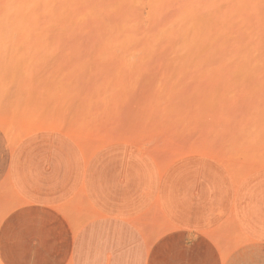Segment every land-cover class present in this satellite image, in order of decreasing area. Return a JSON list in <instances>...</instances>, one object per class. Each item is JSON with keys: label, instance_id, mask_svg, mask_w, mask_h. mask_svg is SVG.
<instances>
[{"label": "rangeland", "instance_id": "rangeland-1", "mask_svg": "<svg viewBox=\"0 0 264 264\" xmlns=\"http://www.w3.org/2000/svg\"><path fill=\"white\" fill-rule=\"evenodd\" d=\"M0 33L2 35L3 33L5 34V33H8V32H0ZM4 34H3V36L0 35L1 36L0 37V44L2 43V46L0 45V53H1L0 54V62H1L0 63V66H1L0 67V86H2V87H0V145L6 144V145H8L10 147H13L15 145V144L13 145L14 141H17L16 144H18V142H20V140L22 139V137L24 138L26 136H31L32 134H35V133H39V134L40 133H49V134H53L54 133V135L56 133L57 136L56 135L53 136L52 139H54V140L56 138L59 139V142H57L58 143V146L57 147H54L55 145H57V143L54 144V142H56V141H54L53 143L51 142L52 145L54 144V146L51 145L53 150L50 149V151H52V152L55 151L54 152L55 153L54 156L55 157H58V158H56L57 161H56L55 158H53V154L54 153H52V152H51L52 156L50 155V157H51L50 159L53 161L52 163H51V160L48 161L47 159H45V157H44L43 160L46 161V162H50L51 167H53V166H55L57 164L56 165V170H57V166H58L57 174L60 172L59 169H61V168L63 170L65 168L68 169V170H71L69 168L73 164L71 166L73 168L72 171H73V173H75L78 176V172H74V168H76L75 169L76 171L78 170L77 169L78 162H76L77 160H75L78 157L76 158V156L74 154V151L73 150L72 151L67 150V152H65V151L64 152H60L61 150L63 151V150H66V149L69 148V146H67L68 148H66V145L62 143L64 140L65 141H69L71 143L74 142L80 148V150L84 153V155L86 156V158L89 161V162L86 161V166L87 167L90 165L89 163H91V165H92V163H95L94 165H92V166H95V167H93V172H97L94 168H96V164L98 165L100 163H102V165L105 164V165H103V167L104 166L107 167L109 165V167H110L111 170L114 168L113 169L114 170L113 172L110 169H108V167L106 168V171H107L108 175H110L111 172H112L111 175L113 176V179H112V177L110 175L111 180H109V179L107 180V177L109 178V176L106 175V180L107 181H112L113 180L116 183V181L122 179L120 181L121 183H119V181H118L117 182L118 184L116 183L115 185L118 186L120 184V185H122L121 187H123V189L124 188L125 189L127 188L129 190H127V189L126 190L125 189L122 190L121 188H119L120 185L118 187H116V186L114 187V184H109L108 185L107 183H114V182L113 181L112 182H107L105 180V178L103 179V180H105L103 183L105 184V182H107L106 183L107 184V188L108 189H111V192H112V190H114V192H112V193L117 196L116 199L118 198L117 201H116V203L118 202L119 199H122L125 202L126 201L125 198H127V193H129V194L132 193L130 195L128 194L129 195L128 196L129 197V200L127 198L128 201H126V204L122 200H120L118 202L120 205H121V203L123 204V205H121V207L118 204H116V203L115 204H116V207H117V205H118V208L119 207L122 208L124 206L125 209L128 207V204H129V206L131 205L130 208L133 207V210L129 208L130 210H132V211H135L136 210V212H138L139 215L136 214L135 216L140 221L139 223L141 224V226L139 227L135 223H133V224L138 227V229L140 230L141 234L144 236V238L146 239V241H147V238H150L151 239L150 240V244L149 243L148 244L151 246V258L154 261L153 264H264V247L263 246L256 245V244L246 243V242H262V241H259V240H257V239L254 238V240H249V241H245V242L242 241L239 245H237V243H239L238 240L239 239L241 240V237L242 238L245 237V234H249L248 236H250L251 235L250 233L254 234L255 233V230L258 231V228H256V227H258V225H259L258 218H254V219H257L256 221H258V222H253L254 219H252L251 217L250 218H244L243 217V214H241V213L243 212L244 215H245V213L247 211H249V210L251 211V208L252 207H250V206H253L254 203H256L255 201H257V203H258L259 200L261 201L260 202L262 204L261 206H263V209H264V204L262 202V199L264 201V146H263L264 145V142H263L264 141V87H263L264 84L263 83H256V84H254L255 87L254 86L252 87L251 85L253 83H250V85H247V83H245V82L243 83V81L241 79H239L240 80V82H239L238 79L235 78V80L237 81L236 82V81H234L233 77H229L230 75H227L226 74L227 77L226 76H225L226 78L223 77L225 74H223L222 71H218L217 68H208L207 69V67L206 68L205 67H201V68L200 67H197V68L194 69V67H184V66L182 67V66L178 65L174 61H173L174 64H172L173 62H171L172 60L169 58V57H172V55L170 53L162 52V51H158V52H147L146 54H145V52L144 53L143 52H134V53H132L133 51H126V52H124V51H117L119 54H116L117 52H116L115 49H113L112 52H110L111 50L109 48H108V50L105 49V48H103V50H102V44H101V42L100 41H97L98 39L96 40L95 39L96 37L95 38L93 37L94 35L93 36L92 35H88V34L77 35L76 37L80 40V41H77L75 39L76 38L75 36H73V37L71 36L72 38L70 37L71 39H68L69 38V35H68V38L65 37L66 35H60V36L59 35H55V37H54V35H52V34L51 35H48L49 38L46 37L45 35L40 36L41 37L40 38L39 35H35V34L32 35V36L31 35L28 36L27 34H26V36H25V34L24 35L23 34L17 35L16 33H12L11 35H10V33H8L9 35L8 34L7 35L6 34L4 35ZM43 36H45L47 38V40H46L45 37H44V39L46 41L43 39ZM64 37H65V39H64ZM59 38H61V40H62V41L60 40L61 43L59 41L57 42V40H59ZM41 39H43V41H45L44 42V45H42L43 42L41 41ZM73 39L76 40V41H74ZM55 40H56L57 43L55 42ZM24 41H27V42L24 43ZM47 41L49 42L48 43L49 44V47L46 44ZM71 41H73V42H71ZM30 42H31V44H30ZM69 43H71V44H69ZM74 43H76L77 45H75ZM38 45H39V47H38ZM21 46H23V48ZM24 46L26 48H24ZM28 46L29 47L31 46L30 49H29ZM46 47H48V48H46ZM15 48H17L18 50L15 49ZM27 48H28V51L30 50L29 52L27 51ZM54 48L55 49L57 48V49L54 50ZM77 48H78V50H80L79 51L80 53L77 52ZM31 49L34 52L35 51L36 52L34 53ZM65 49H67V50H65ZM73 49H75V50H73ZM38 50H39V53H38ZM96 50H98V51H96ZM24 51H26V53ZM108 51H109V53H107ZM20 52H22V53H20ZM120 52L122 53L123 56L121 55ZM123 52L125 54H123ZM129 52H131V53H129ZM5 53H6V55H4ZM74 53H76V55L78 54L76 56V58H75ZM135 53H137L138 56ZM140 53H141V55H140ZM154 53H155V55H154ZM7 54H9V55H7ZM93 54H95V55H93ZM113 54L116 55V56H114ZM80 55H81V57H80ZM88 55L90 56L89 59H88V57H89ZM127 55H128V57L126 58ZM52 56H53L54 59L55 58L56 59L55 60L54 59H51ZM85 56H87V57H85ZM119 56H120L121 59L119 58ZM146 56L147 57H151L152 56V57L150 59H148V58H146ZM27 58H29V59H27ZM70 58H72V59H70ZM124 58L126 60H124ZM141 58L143 60H141ZM4 59H5V61L6 60L7 61L5 62ZM35 59H36V61H35ZM47 59H48V61H47ZM26 60H28V61H26ZM44 60H46V61H44ZM155 60H156V62H155ZM33 61H35V63ZM61 62H62V64H61ZM114 62H115V64H114ZM117 62H118V64H117ZM141 62L142 63L144 62V63L141 64ZM19 63H21V65ZM23 63H25V64H23ZM66 63H67V65H66ZM168 63H170V64L167 65ZM18 64L20 66H22V67H20ZM28 64H29L30 68H29ZM55 64H56V66H55ZM113 64H114V66H113ZM161 64H162V67H160ZM35 65H36V67H35ZM46 65H47V67H45ZM49 65L52 66V67H50ZM92 65L93 66L95 65L94 68H96V69L92 68L93 67ZM84 66H85V68H83ZM109 66H110V70L108 68ZM55 67L56 68L58 67V68L56 69ZM119 67H120V69H119ZM154 67H155V69H154ZM180 67H182V68H180ZM18 68H20V70ZM22 68L24 70H22ZM41 68H42V70H41ZM77 68H79V71H78ZM111 68H113V69H111ZM121 68H122V70H121ZM175 68H177V69H175ZM39 69H40V71H39ZM114 69H115V71H114ZM178 69H180V71ZM11 70L13 71L12 73H11ZM34 70H36V71L34 72ZM84 70H86V71L88 70L87 73H86V71L84 72ZM167 70L168 71L171 70L170 73ZM184 70H186V72H188V73H186ZM42 71H45V74ZM123 71H124V73H123ZM191 71H194V72H191ZM200 71H202V72H200ZM80 72L82 73V75H81ZM135 72H137V73H135ZM180 72H181V74H180ZM197 72H198V74L199 73H202V74H205V75L199 74L200 75L199 76L197 74ZM54 73L55 74L58 73V74L54 75ZM155 73H156V75H155ZM194 73H195V76H194ZM113 74H114V76H113ZM131 74H133V75H131ZM137 74H138V76H137ZM190 74H191V76H190ZM210 74H212V75H210ZM214 74H216V75L220 74V75H218L219 76L218 77V76H216ZM51 75H52V77H51ZM129 75L132 76L133 79H130V76ZM134 75H136V78H135ZM159 75H160V77H159ZM127 76H129L128 79L125 78ZM214 76H216L217 78H215ZM56 77H57V79H55ZM140 77H142V78L140 79ZM222 77H223V79H227L229 77L230 78L229 80H231V79H233V80H231L232 82L231 81H227L228 79L227 80H223ZM9 78H10V80H9ZM32 78H34V79H32ZM94 78L96 80L97 79L98 80L95 81ZM156 78H157V80H156ZM170 78H173L174 81L171 80ZM177 78H179V80ZM208 78H209V80H208ZM210 78H212V79L210 80ZM1 79H2V81H1ZM31 79H32V81H31ZM42 79H44V80L42 81ZM124 79L126 81H124ZM204 79H205V81H204ZM214 79H216V80H214ZM217 79H219V80H217ZM5 80H7V81H5ZM58 81H59V83H58ZM70 81H71V83H70ZM112 81L115 82L114 83L115 86L113 85V82ZM13 82H15V83H13ZM199 82H201L203 84V86L205 85L206 88H203L201 86L202 84L201 83L199 84ZM183 83H185V84L183 85ZM13 84H14V86H13ZM16 85H18V86H16ZM169 85H171V86H169ZM188 85H189V87L187 88ZM223 85L225 86V88H224ZM7 87H9V88H7ZM31 87H32V89H31ZM58 87H59V89H58ZM109 87L112 88V89L110 88L111 90H109V92L110 91L113 92V90H115V91L113 93L112 92L109 93L107 91V89ZM113 87H116V88H113ZM153 87H154V89H153ZM190 87H192V88H190ZM249 87H250V89H249ZM118 88L121 89V90H118ZM157 88L160 89V90H157ZM166 88H168L169 90L167 91ZM197 88H198V92H197ZM253 88L255 90H253ZM9 89H10V91H9ZM209 89H211L212 91L209 90ZM14 90H15V92H14ZM17 90H18V94H17ZM22 90L25 91V92H23ZM105 90L107 91V93H105L106 92ZM116 90H117V92H116ZM126 90H128V91H126ZM145 90H147V92H145ZM258 90L260 91V93H259ZM7 91H9V92L7 93ZM103 91H105V92H103ZM206 91H208L209 93L206 92ZM219 91L221 93H223L224 95L221 94ZM38 92H39V94H37ZM44 92L46 93V95H45ZM50 92H52V93H50ZM83 92H85V93H83ZM138 92H140V93H138ZM179 92H182V93H179ZM212 92H214V93H212ZM215 92H217V93H215ZM56 93H59V95L56 94ZM101 93L104 96H101ZM134 93H135V95H134ZM142 93H146V94H142ZM111 94L113 96H111ZM151 94H152V97L150 96ZM154 94H155V96H154ZM167 94H168V96H167ZM215 94L217 96L218 95L219 96L217 97ZM220 94L223 95V96H225V97H223V99H219V98L222 97ZM233 94H234V96H233ZM17 95H18V97H17ZM48 95H51V96H48ZM63 95H64V98H63ZM98 95H99V97H98ZM107 95H110V96H107ZM116 95L118 96V98H117ZM121 95H123V96H121ZM126 95H128V96H126ZM84 96H86V97H84ZM89 96H91V97H89ZM215 96L217 97L216 99H214ZM228 96L231 97V98H229ZM35 97H37V98H35ZM52 97H54V98L52 99ZM109 97H111V99ZM202 97H204L203 98L204 100L201 99ZM67 98H68V100H67ZM108 98H109V100H108ZM116 98L119 99V100H117ZM120 98H122V99H120ZM155 98L157 99V101H156ZM61 99H63V100H61ZM98 99H100V102L97 101ZM134 99H137V100H134ZM171 99H172V102H171ZM217 99H218V101H217ZM235 99H236L237 102L234 101ZM65 100H67V101H65ZM83 100L84 101L86 100V101L84 102ZM104 100H105L106 104H109V103L110 104L108 106L107 105L105 106ZM106 100H108V101H106ZM111 100H114V101L112 102ZM160 100H161V102H160ZM239 100L241 102H239ZM245 100L247 101V103H246ZM68 101L71 102V103H69ZM101 101L103 102L102 104H101ZM206 101H208V103ZM209 101H211V102H209ZM215 101H217V102H215ZM13 102H14V104H13ZM107 102H109V103H107ZM123 102H125L126 104L123 103ZM145 102L148 103V105L147 104L145 105ZM157 102H159V103H157ZM204 102H206V103H204ZM238 102H239L240 106L238 105ZM248 102H249V104H248ZM99 103H100V105L102 107L101 106H98ZM116 103H118V104H116ZM195 103H198V104H195ZM60 104H62V105H60ZM138 104H139V106L142 105V107H139ZM175 104H177V105H175ZM228 104H229V106L227 107ZM241 104H242V106H241ZM126 105H128V107ZM131 105H133V106H131ZM143 105L146 106V107H144ZM193 105H194V108H193ZM8 106H10V107H8ZM66 106L68 107V109H67ZM212 106L215 107V108H213ZM225 106H226V108H225ZM106 107H107V109H106ZM108 107H110L111 109L108 108ZM121 107H124V108H121ZM241 107H244V109L241 108ZM246 107H248V108H246ZM99 108L101 110H99ZM159 108H160V110H159ZM163 108L165 110H163ZM211 108H212V110H211ZM227 108L228 109L230 108L229 109L230 111ZM14 109H16V110H14ZM65 109H67V110H65ZM93 109H94V111H93ZM105 109H106L107 112H105ZM117 109H118V112L120 114L117 113ZM226 109L230 112L229 114H228V111ZM33 110H34V112H32ZM120 110L122 112H125V113L122 114V112H120ZM133 110H135V111H133ZM190 110H191V112H190ZM193 110H195V111H193ZM252 110H254L255 112H253ZM168 111H170V112H168ZM234 111H238V112L235 113ZM102 112H103V115L104 116L101 115ZM108 112H110V113L107 114ZM143 112L144 113H147V116H146V114H143ZM149 112H153L152 115ZM155 112H156V115L157 116H155V114H154ZM171 112H172L173 115L171 114ZM248 112L251 113V114H247ZM162 113H163V115H162ZM209 113H211L214 116V117L212 116V118H213L212 120H214V118L217 119V120L216 119L214 120V123L210 120L211 119V116H210L211 114H209ZM237 113H239V114H237ZM95 114H97V115H95ZM135 114H137V115H135ZM140 114L141 115L143 114V116L141 117ZM179 114H180V116H179ZM207 114H209V115H207ZM168 115H170V116H168ZM251 115H253V116H251ZM133 116H134V119H133ZM152 116L156 117L157 119L153 118ZM185 116H186V118H185ZM188 116H191V118H189ZM245 116H247V117H245ZM98 117H100V118H98ZM175 117H176V119H175ZM178 117H179V119H178ZM174 119L177 122H175ZM220 119H222L221 120L222 123L220 122ZM244 119H245V121H244ZM261 119H263V120H261ZM29 120L30 121H34L35 120L38 123H40L42 120H44L46 122V124H45L44 121H43L44 123L41 122V124H43V128L42 129H39V128H36V127L33 128V126H31V125L30 126L27 125L28 126V129L29 130L31 129V132H32V130H34L33 133L30 134L31 132L29 131L30 133H28V129H27L26 124H25V127L23 126V124L26 123L27 121L29 122ZM52 120H54L55 122L52 121ZM171 120H173V121H171ZM201 120H204V121H201ZM208 120H210V121H208ZM232 120L235 121V122H233ZM59 121H61V122H59ZM223 121H225L226 123L224 124ZM191 122H192V124H191ZM51 123H53L55 125H53V127H47V125H50ZM200 123H201V126H200ZM215 123H218V124H215ZM241 123H242V125H240ZM207 125H209V126L207 127ZM21 126H23L24 128H22ZM54 126H56V128ZM188 126H190V127H188ZM220 126H221V129L219 128ZM227 126L229 127V129L227 128ZM72 128L74 130H72ZM214 128H215V130H214ZM235 128H237V129H235ZM26 129H27V131H23V130H26ZM235 130H237V131H235ZM242 130L244 131V133H242L243 132ZM25 132H26V134H25ZM66 132H69V134L66 133ZM73 132H74V134H73ZM239 132H241L242 134L239 133ZM262 132H263V134H262ZM75 133H76V136H75ZM238 134H239V136H238ZM241 135H245V136H241ZM58 136H59V138H58ZM231 136L233 138H231ZM255 137H257V138H255ZM261 137H263V138H261ZM60 138H63V141H62V139L60 140ZM230 139H232V140L230 141ZM222 142H224V143H222ZM104 143H105V145H104ZM239 143H240V145H239ZM59 144H61V145H59ZM221 144H222V146H221ZM116 145H123L126 148H128L127 150L132 151V154L136 155L135 156L136 161H135V159H133V160H131L132 161L131 162V161H129L130 160L129 159L126 162L127 164H125L128 167L127 170H129V171L126 170V168H127L126 166H125L126 168H124L125 170L124 169L123 170L121 169L122 168L121 167L122 166V161L119 160L120 158H123L122 156L121 157L119 156L121 154V151L119 150V148H121V146L120 147L117 146V148L116 147L115 148L114 147L110 148L109 151L112 150V152H110L111 154L108 153L109 151L105 153V156L103 158H105V159L107 158L106 159L107 161L106 160L105 161L108 164L103 160V158H101L99 151H101V150H103L105 148H108L110 146H116ZM62 147L64 149H59V148H62ZM113 148L116 151L119 150L117 152L118 154H116V151L113 152L114 151ZM58 152L61 153V156H57L56 155V154H58ZM119 152H120V154H119ZM65 153H66V155H65ZM96 153H97V155H94ZM112 153H113V155L115 154L114 155L115 157H116V155L118 157H116V159H115V157H113ZM67 154L69 155L70 158L68 157ZM89 154H91V155H89ZM109 154H110V156H109ZM140 154L143 155V156H145V157H147V158L142 157ZM98 155L100 157H98V161H97L95 159V156L97 158ZM187 155L189 156V158H187V159H190L191 156L192 157L194 156L193 157L194 158L193 159L194 162H195L196 159H200L201 161H196V163H199L200 162L199 163V167L202 168L201 163H204L203 164V168L205 167L206 169L204 168L203 170H206L207 171V169H208L207 172H200L199 171V173H204L203 174V178H200V179H203L204 182H206L205 181L206 180L205 177H206V174L209 173V175H211V177H212V179H211L212 181H210L211 182V185L213 183V180H214V183L217 184V186L216 185L215 186L213 185L214 188H212L213 189L212 190L211 188H209L210 187L209 184H206V183L202 182L203 180H201L200 183H204V185H208L209 187L206 188V187L203 186L204 189H202L203 188L202 187L203 184H200L199 183L201 186H199V190L198 191L201 192V194L198 192L200 194L199 195L197 193L199 197L198 196H196V197L191 196V197L194 198V201L196 200V198H198L197 200L199 202L200 200L203 201L204 198L205 199L208 198L209 201H210V198H212V196H214V198H215L216 195H218V194L220 195L218 197H222L223 196L224 200L222 198L216 197V198H218V200L220 199V201H221V199L223 200V202L221 203V205H220V202L219 201H218L219 203L216 202L217 205H216V208H215L216 210H218L217 208H219V206H220L219 210L220 209L221 210L220 211L218 210V211H219V214L221 216L226 212V209L225 210L223 209V214H221V211H222L223 206H228L229 204H232L234 202V204H233L234 206H233V208L231 210V213H230V216L231 217L229 216V218L232 219L233 223H234V220L236 218V221H235V224L234 225L237 226V224H238L239 229H242V230H240V231L238 230L237 231L238 228H236L234 225H232L233 224L232 221L229 222L230 221L229 218L225 222H223L222 224H220L219 226H217L215 228H210V227L209 228H206L205 226L203 227L204 224L201 223V220L202 219L200 220L199 215H202V216L205 215L206 212L202 211V210H205V209H206V211H208V210L211 209L209 211V213L212 212V210L214 211L215 209L213 207L215 206L214 204H215L216 198H215V201H214L213 198L211 199V200H213L212 201V205H208L209 204V201L206 202V200H204L206 203L205 202L203 203L201 201L198 203L197 200L194 202L191 199L194 204L198 203V204L194 205L195 206L194 207L195 210H194L193 203L191 202V200H189L190 198H188V197H190V194L189 195H187V194L185 195V193L186 192L187 193L188 192L190 193V191H191L190 189H192L191 187H193L192 184L194 183V181H197V180L190 181L191 178L194 176V179H196L195 176H197V175H200V177H202V174H198V172H197V169L198 168L196 167V165H198V164H196L195 166L192 165V164H195L192 161V159L190 160L189 163H188L189 160L183 161L184 158H185L184 160H186V157L185 156H187ZM64 156L67 157V158H65ZM14 157H15V154H14ZM88 157L92 158V160L89 159ZM148 157H150L151 160ZM73 158H74V160H73ZM100 158L102 159L101 160L102 162L99 161ZM66 159H68V161L64 162V160H66ZM69 159H71V161H74L75 164H74V162L71 163V161ZM108 159L109 160L112 159L110 161L112 163L109 164ZM95 160L97 161V163H96ZM113 160H115V161H113ZM121 160H123V159H121ZM179 160L180 161L182 160L183 161L182 163L185 162V164H182ZM31 161L34 162V160H32V159H31ZM31 161H29L28 164ZM61 161H62V163H61ZM92 161H94V162H92ZM119 161L121 162L120 164H118ZM178 161L181 164H178L179 163ZM191 161H192V163H191ZM206 161L207 162H210L212 164V166H211L212 169H210V167H206L207 166V162ZM113 162H114V164H113ZM116 162H117L118 165L116 164ZM133 162L136 163L137 165L132 164ZM205 162H206V164H205ZM60 164H61V166H60ZM63 164H66L69 168L66 167V166H64ZM131 164H132V167H131ZM173 164H175V167H176V164H177L178 167L177 168L173 167L174 166ZM186 164L187 165L189 164L188 166H189L190 169H191V166H194L196 168V171H193L195 169H191V171H192L191 172L190 169L188 168V166ZM211 164H208V165H211ZM34 165H35V163H34ZM102 165L101 164L98 165V166H100L99 169L103 168ZM142 165H143V167H142ZM29 166H30V169L29 170H31V171H28L29 177H27V178L31 180V181L29 180V183L28 184L29 185L31 184L30 187L32 186V189L33 188L34 189H39L42 186H46V187L49 186L48 187L49 189L52 187L51 189H53V190L56 189L57 190L59 187L63 186L64 184L66 186V183H69L67 185L69 186V190H70V189L73 188L71 186L74 185V183H75L74 180L77 179V178L74 177L73 173H71L72 171L70 173H68L69 171L67 172L66 169L64 171H66L68 173V175L69 174H72L73 175V176L72 175H69L71 177V180H70V177L69 176H68V178L66 177L67 179H69V181L66 179L67 182H66V180H63L64 177H65V175L67 173L66 172H63L62 169H61V172H62L61 174L62 175L59 173L60 175L58 174V177L56 176L57 174H55V172L52 175L49 174L51 177H49L48 175H45V174L42 173V176L43 177L44 176H47L46 178L43 179V178H41L42 176H40V174H41L42 171L40 170L41 172L39 173V169H36V168H38V166H32V164H29ZM92 166H90V167L92 168ZM140 166H141L142 169L139 168ZM171 167L175 168V170L178 173L181 172L180 173L181 175L179 174L181 177H179V175H177V174H174V173H176V171L173 173L174 169L171 170L172 169ZM194 167H192V168H194ZM118 168H119V170L115 171ZM136 168H138L137 171L135 172V173H137V175L136 174L134 175L133 172L136 170ZM201 168H199V169H201ZM97 169H98V167H97ZM213 169L214 170L217 169L218 170V173H216L217 171L216 172L212 171ZM32 170L33 171L35 170L37 173H34ZM53 170L55 171L54 168H53ZM143 170L146 171V172L143 173L142 172ZM178 170H182L183 172L182 171H178ZM188 170L190 171L189 174L190 175L192 174L193 176L189 177L190 175L187 173ZM109 171H110V174H109ZM119 171H121L120 174H122V176L124 178L119 173H116V172H119ZM123 171H124V175H123ZM130 171H133V172L130 173L131 175H134V177L137 176L135 179H134L133 176H130V174H129ZM30 172H32L31 174L33 176L34 175H37V174H39V175H37L36 177L35 176L33 177V176H30ZM51 172H52V169H51ZM87 172H88V170H87ZM147 172H149V174H151L152 177L155 180H148L150 178L151 179H153V178ZM168 172H170L171 174L173 173L172 174L173 176H171V174L168 175ZM145 173H147V174H145ZM214 173L217 174L216 179L219 177V174L221 175L220 177L222 179L221 178H218L216 180L215 177H214V175H215ZM63 174H65V175L63 176ZM117 174H119L121 178L117 177L118 176ZM185 174H186V176H185ZM146 175H148L150 178L147 177ZM174 175H177V176H175V179L181 178L182 180L181 179H178L176 181L174 179ZM182 175H184V176H182ZM52 176H53L54 179L52 178ZM32 177H33V179H32ZM55 177L58 178L59 180H61L62 184H61L60 181H58V179L56 180ZM60 177H62L63 179H60ZM115 177H116V179H114ZM131 177H133V179ZM176 177H178V178H176ZM182 177L184 179L186 177H187L186 179H189V178L190 179L186 181V179L183 180ZM207 177H208V175H207ZM49 178H51V179L49 180ZM129 178H131V179H129ZM197 178H199V177L197 176ZM10 179L15 181V179H13V178H10ZM10 179H8V182H9V184L11 182L12 185L11 184L8 185V182H7L5 184V186L3 187L4 189L3 188L2 189L0 188V212L1 213H6V211H8L10 208L12 209V210L10 209L11 211H9L4 216V218L2 220H0V264H11L10 261H8V260H10V257H11V254H12V250L10 249V247L8 245L10 244L11 239L14 238L12 236H9L10 234H7V232H10V230H5L4 229V222H5V220H7V217L9 216L10 213H12L13 211L19 209L20 206L22 205V204H20V205L15 206V203H14V200H13V197L12 196L14 195V197L17 198V196H19V193H20L18 190H20V189H19V186H18L17 182L15 183L13 181H10ZM34 179H35V181H37L36 182V186L34 185L35 187L32 185ZM42 179H43V181H42ZM200 179H199V181H200ZM219 179H221L222 181H219ZM52 180H55V181H53V182H55V184L52 182ZM72 180L74 182H72ZM142 180H144V181L146 180L145 181V184L148 187L145 184H143V185L141 184L142 183ZM35 181H34L33 184H35ZM47 181L48 182H52V183H50V184L49 183H45ZM102 181L100 180L99 184H94V185H96L98 187V189H100V191H102V188L104 189L106 187V185L104 186V184L102 186V184H101ZM181 181H184V182H181ZM215 181H217V182H215ZM218 181L220 182V185L218 184ZM125 182L127 184H124ZM129 182H132V183H129ZM133 182H134V186H137V187H134L133 186ZM138 182L141 185L138 184ZM147 182H150L152 184V186H151L150 183H147ZM152 182L154 183V185H153ZM42 183H44V185H42ZM136 183L138 185H136ZM174 183H176L179 187L176 184H175L176 185L175 186ZM207 183H209V181H207ZM223 183H224L223 186L225 187V188H223L224 192H222V190H221V188L223 186L221 188L219 187ZM39 184L41 186H39ZM51 184L53 186H55L56 184H58V186H59V184H60V186L56 188V186H57L56 185L53 188V186ZM123 184H124V186H123ZM170 184L173 187V190H174V188L177 189L176 191H179L180 190V194H178V192L176 194V191L175 190H174L175 193L174 192L172 193V191L170 190L172 188V187H170ZM6 185H8V187L10 188V189L8 188V192L9 193L11 192V195H9L8 192L7 193L5 192V189L7 191V186ZM13 186H15V187H13ZM37 186H39V188H36ZM86 186L87 185L85 184L82 187V191L83 192L81 191V194L84 195L85 197H83L80 194L81 196H79V198H76V199L72 200L71 202L65 204V206H62L63 210L59 207L60 214L63 215V217L67 221H69V223L71 224V226H72L73 223H75L77 225H80V224H83L84 222H86L87 220L92 219L91 215H92V213L94 211L97 210L98 207H99L98 209L99 210H102V211H103V209H106V211H111L112 210V209H108L107 210L106 207L104 208L103 207V204H100V202L102 203V200L100 198L97 200V201L100 200L99 202H95L94 205L91 204V203L94 202L95 199H93V197H91V194L89 192L88 186H87V188H86ZM130 186H133L135 189L133 187H130ZM142 186H145V187H142ZM161 186L164 187V188H162ZM167 186L170 188L169 190H170V192L172 194V197H171V194L168 193L169 191L167 192V190H168V187ZM0 187H1V185H0ZM185 187L187 189L189 187V191L185 190ZM200 187H202V188H200ZM16 188L18 190H16ZM132 188L135 190V192H134V190ZM140 188H143L142 189L143 191H141ZM148 188H150V189H148ZM11 189H12V191H11ZM84 189H87L88 191L86 190V192H85ZM137 189H139L140 191L137 190ZM164 189L166 191H164ZM201 189H202V191H205V189H208V190L205 191V192H203V194H202ZM210 189H211L212 192L209 191ZM15 190H16V192H15ZM56 190H54V191H56ZM145 190H146V193H145ZM150 190L153 191V192H157L159 195H157L155 193L156 194L155 202L153 204H151L150 207H148L149 199L147 198L146 201H144V200L147 197L146 196L147 194L150 196V194H151L150 193ZM218 190H220V192ZM126 191H128V192L126 193ZM163 191H164V193H166V195L168 193V195L170 197L168 195H167V197H165V194L163 195L164 197H162ZM181 191H183L185 193L182 192L183 193L182 194ZM12 192H13V194H12ZM84 192L85 193L88 192L87 195L84 194ZM137 192H139L141 195H139V193H137ZM208 192H209V194L206 195V193H208ZM213 192H214V194H213ZM15 193L16 194L18 193V194L16 195ZM117 193L118 194L119 193L120 194L122 193L123 195L122 196L121 195L118 196ZM210 193H212V194H210ZM224 193H225V196L223 195ZM20 194L22 196L23 193H20ZM88 194L90 196H88ZM173 194L179 196V198L178 197H175V195H173ZM30 195H31V197L34 195L32 193V191H31ZM30 195H29V197H30ZM131 195H132V197H131ZM184 195L187 196V200H186L185 197H183ZM244 195H246V196H244ZM252 195H255L256 198L254 196H252ZM143 196H145V197H143ZM157 196H159V197H157ZM160 196H161V198H160ZM238 196H241V197L239 198ZM26 197H28V196H26ZM34 197L37 198L36 195ZM80 197H82L84 200L82 198H80ZM90 197H91V199H90ZM122 197H124V199ZM182 197H183V199H182ZM201 197H204V198L201 199ZM244 197L245 198H248L249 201L250 200H252V201H250L248 203L247 202L248 200L247 199L245 200ZM250 197H252L253 199L250 198ZM132 198H134V201H132L130 203L129 201H130V199L133 200ZM142 198H143V201H142ZM167 198L170 199V200H168ZM171 198L172 199L173 198H177L179 202L177 201V199L176 200L174 199V202H173V200H171ZM48 199H50V198H48ZM85 199L87 201H89V200L91 201L92 200L93 202L88 203L86 201L88 203L87 204L85 202ZM139 199H141V201H139ZM233 199H235L236 201H233ZM238 199H239V202H238ZM241 199H242V202H243V200L246 201V202L244 201V204L245 205L240 202ZM46 200H47V198H46ZM114 200H115V198H114ZM156 200H159V201H156ZM188 200H189V202L187 203ZM135 201H137V202H135ZM160 201H161V203H159ZM184 201L186 202V204L183 203ZM141 202L144 203V205H145L144 209H147L144 212H142L144 209H142L143 208L142 207L143 204L141 206ZM165 202L167 204H165ZM170 202H172V204L168 205ZM177 202L180 203V204H182V206L180 204H178ZM213 202H214V204H213ZM251 202H252V204H251ZM98 203L100 204V206L98 205V207L96 208V210H94L93 212H91L90 209H95L94 207H96L97 206L96 204H98ZM200 203L205 204V205H200ZM210 203H211V201H210ZM223 203H224V205L222 206ZM257 203H256V206L259 207L260 204L258 206ZM89 204L91 206L88 207L89 209H87V206ZM133 204H135V205H133ZM164 204L167 205V207ZM175 204H177L179 206L177 207ZM206 204L209 207H211V208H208V206ZM248 204L250 206H248ZM126 205H127V207H126ZM136 205L138 206V208H136ZM162 205L164 206L163 208H165V210H166V208H168V209L165 211L164 209H162ZM173 205L175 207H173ZM188 205L190 206V209H191V206H192L193 209L191 211H190V209L188 210V207H189ZM92 206H94V207L92 208ZM199 206L200 207L202 206L203 209L201 207L200 210L197 211L196 208H198ZM100 207H102V209ZM116 207H115V209H116ZM176 207H177V210L175 209ZM179 207H181V208H179ZM182 207H184V208H182ZM204 207H206V208L204 209ZM123 208H122V210L125 211V209H123ZM173 208L177 212L180 210L179 211L180 215H179V213L176 212L177 215H178V217L175 216V212L173 213L174 210L173 211L171 210ZM235 208L238 209V210H236V213H237V211H238V213L241 212V213H239L241 216L238 214L240 217H238V215H236V213L234 212L235 211ZM254 208H255V205L253 206V209H252L255 212ZM160 209H161V211H160ZM182 209L184 210V212H187V213H185V216L188 218V220L190 219L191 223L193 225H195V226H193V225L191 226V224L188 225L189 223L187 224L185 222H184L185 223L184 224L182 222V221H184V220H182L183 217H181L182 216L181 214H183L182 213L183 212ZM185 209H187V210H185ZM240 209H241V211H240ZM259 209H261V210H259ZM259 209L258 210L260 212H262V215H264L263 214L264 210L262 208H259ZM119 210H121V209H119ZM128 210H126V211H128ZM245 210H247V211H245ZM88 211H90L89 213H91V215L88 213ZM158 211H160V212L157 215V212ZM196 211H197V213H196ZM199 211H200V213H199ZM253 211H251V212L253 213ZM129 212H131V211H129ZM154 212H156V214ZM169 212L170 213H173L174 214V215L172 214L173 217L175 216V218H177L181 223L179 224V221L177 219L176 220L178 222L177 221L176 222H173V220H172L173 217H172L171 214H169ZM202 212H204V213H202ZM214 212H212V214L210 215L211 217L214 215ZM160 213L161 214L165 213L167 215V216L165 215V217L169 221H166V222H173L174 224H170V225L168 224L169 226L168 225H163L164 222H161V221H164L163 219L165 217L163 216L164 217L163 218L160 215ZM252 213H251V216H252ZM232 214H233V216H232ZM234 214L236 215V217H235ZM256 214H257L256 216L257 217H260V219L264 218L263 216H260L261 214H259V216H258V212H256ZM133 215H134V213H133ZM159 215L161 216L160 217L161 220H160V218H158ZM253 215H255V214L253 213ZM183 216H184V214H183ZM139 217H141V218H139ZM169 217H170V219H169ZM211 217H209V220L211 219ZM252 217H255V216H252ZM175 218H173V219L175 220ZM237 218L241 219V221H243V222H241ZM244 219H245V222H244ZM246 219L249 220V221H247ZM237 220L239 221V223H237ZM263 220L264 219H262V221L260 222V225L261 226H262V222H264ZM194 221L199 222V225H197L198 223L197 222H194ZM246 221H247V223H246ZM240 222L241 223H246V226H248L250 228L249 229L250 232L248 230V227L247 228H246V226L244 227L243 224H241ZM250 222H251L252 225H250ZM195 223H197V224H195ZM253 223H255L257 226L255 224H253ZM200 224H202V226H200ZM209 225H210V223H209ZM240 225H242L243 227L242 226L240 227ZM199 226H200V228H198ZM233 226L235 228H233ZM180 227H188V228L197 229V231L200 234H204L205 236L209 237L213 241H209L208 240L205 243H199V244H194V245L191 244L190 242H188V243H181L180 241H178V239L181 238V237H183L184 234H181V233H179L177 231H174V229H179ZM251 227L252 228L254 227L255 229H252ZM262 228H263L262 230H264V226H262ZM243 229H247L246 232H249V233H246L245 231H243ZM259 229H261L260 226H259ZM211 230H215V232L217 230L216 233H217L218 237H219V234H220V237H219L218 241H216L215 239L211 238L207 234V231H211ZM251 230L253 232H251ZM240 232H241V235H243V236H239ZM184 237H186V236H184ZM189 238H190V236H189ZM190 239H192V238H190ZM193 239H195V238H193ZM227 250H230V252L225 256V252Z\"/></svg>", "mask_w": 264, "mask_h": 264}, {"label": "bare ground", "instance_id": "bare-ground-1", "mask_svg": "<svg viewBox=\"0 0 264 264\" xmlns=\"http://www.w3.org/2000/svg\"><path fill=\"white\" fill-rule=\"evenodd\" d=\"M0 32H8V33H10V35L12 34V33H16L17 35H21V34H25V36H26V34L29 36V35H39V37L40 36H42V35H45L46 37H48V35H54V37H55V35H66L65 37L66 38H68V35H69V38L68 39H71L73 36H77V35H83V34H88V35H94L93 37L97 40V41H100L101 42V44H102V50H103V48H105V49H107L108 50V48L111 50L110 52H112V50L113 49H115L116 50V52L117 51H124V52H126V51H133L132 53H134V52H145V54L147 53V52H158V51H162V52H167V53H170L171 55H172V57H169L172 61L171 62H176L178 65H180V66H184V67H194V69L195 68H197V67H207V69L208 68H217L218 69V71H222V73L223 74H225L223 77H227V75H230L229 77H233V79H234V81H236L235 80V78L236 79H238V81L240 82V80L239 79H241L242 81H243V83L245 82V83H247V85H250V83H253L251 86L253 87L254 86V84H256V83H263L264 84V0H0ZM8 33H5L6 35L8 34ZM4 34V33H3ZM3 34L1 35V33H0V35L1 36H3ZM4 34V35H5ZM15 34V35H16ZM9 35V34H8ZM0 36V37H1ZM45 36H43V39H44V37ZM72 36V37H71ZM91 36V37H92ZM11 37V36H10ZM22 37V36H21ZM45 37V39L47 40V38ZM52 37V36H51ZM50 37V38H51ZM65 37H64V39H65ZM71 37V38H70ZM92 37V38H93ZM6 38V37H5ZM41 38V37H40ZM49 38V37H48ZM3 39V38H2ZM1 39V40H2ZM7 39V38H6ZM21 39V38H20ZM23 39V38H22ZM25 39V38H24ZM33 39V38H32ZM43 39H41V41L43 42V44L42 45H44V42L46 41L45 39V41H43ZM77 41H80L77 37L75 38ZM88 39V38H87ZM90 39V38H89ZM13 40V39H12ZM27 40V39H26ZM30 40V39H29ZM54 40V39H53ZM60 40H61V38H59V40H57V42L59 41L60 42ZM74 40V39H73ZM76 40H74V41H76ZM86 40V39H85ZM84 40V41H85ZM5 41V40H4ZM62 41V40H61ZM87 41V40H86ZM93 41V40H92ZM7 42V41H6ZM18 42V41H17ZM25 42H27V41H24V43ZM37 42V41H36ZM54 42V41H53ZM55 42H56V40H55ZM56 42V43H57ZM64 42V41H63ZM71 42H73V41H71ZM82 42V41H81ZM19 43V42H18ZM22 43V42H21ZM49 42L47 41V46L49 47V44H48ZM51 43V42H50ZM61 43V42H60ZM77 43V42H76ZM76 43H74L75 45H77ZM87 43V42H86ZM13 44V43H12ZM20 44V43H19ZM29 44V43H28ZM30 44H31V42H30ZM55 44V43H54ZM64 44V43H63ZM69 44H71V43H69ZM1 46H2V43L0 44ZM4 45V44H3ZM17 45V44H16ZM24 45V44H23ZM26 45V44H25ZM33 45V44H32ZM35 45V44H34ZM40 45V44H39ZM39 45H38V47H39ZM61 45V44H60ZM11 46V45H10ZM41 46V45H40ZM73 46V45H72ZM9 47V46H8ZM16 47V46H15ZM22 48H23V46H21ZM29 47V46H28ZM31 47V46H30ZM30 47H29V49H30ZM48 47H46V48H48ZM74 47V46H73ZM4 48V47H3ZM24 48H26L25 46H24ZM43 48V47H42ZM52 48V47H51ZM79 48V47H78ZM78 48H77V52H79L80 50H78ZM14 49V48H13ZM15 49H17V48H15ZM57 49V48H56ZM55 48H54V50H56ZM3 50V49H2ZM1 50V51H2ZM18 50V49H17ZM32 50V49H31ZM41 50V49H40ZM50 50V49H49ZM48 50V51H49ZM65 50H67V49H65ZM72 50V49H71ZM73 50H75V49H73ZM83 50V49H82ZM9 51V50H8ZM27 51H28V48H27ZM30 51V50H29ZM28 51V52H29ZM33 51V50H32ZM85 51V50H84ZM96 51H98V50H96ZM13 52V51H12ZM16 52V51H15ZM25 53H26V51H24ZM34 52V51H33ZM36 52V51H35ZM34 52V53H35ZM42 52V51H41ZM40 52V53H41ZM44 52V51H43ZM82 52V51H81ZM95 52V51H94ZM123 52V54H125ZM20 53H22V52H20ZM38 53H39V50H38ZM80 53V52H79ZM84 53V52H83ZM86 53V52H85ZM107 53H109V51L107 52ZM121 53V52H120ZM129 53H131V52H129ZM1 54V53H0ZM18 54V53H17ZM73 54V53H72ZM87 54V53H86ZM98 54V53H97ZM115 54V53H114ZM113 54V55H114ZM116 54H119L118 52L116 53ZM135 54H137V53H135ZM153 54V53H152ZM4 55H6V53L4 54ZM7 55H9V54H7ZM13 55V54H12ZM37 55V54H36ZM43 55V54H42ZM74 55H75V58H76V56L78 55H76V53H74ZM91 55V54H90ZM93 55H95V54H93ZM121 55H122V53H121ZM131 55V54H130ZM140 55H141V53H140ZM154 55H155V53H154ZM166 55V54H165ZM31 56V55H30ZM89 56V55H88ZM103 56V55H102ZM105 56V55H104ZM109 56V55H108ZM111 56V55H110ZM114 56H116V55H114ZM123 56V55H122ZM132 56V55H131ZM137 56H138V54H137ZM136 56V57H137ZM150 56V55H149ZM10 57V56H9ZM60 57V56H59ZM74 57V56H73ZM80 57H81V55H80ZM85 57H87V56H85ZM125 57V56H124ZM128 57V55L126 56V58ZM135 57V58H136ZM152 57V56H151ZM151 57H147L146 56V58H148V59H150ZM163 57V56H162ZM42 58V57H41ZM48 58V57H47ZM50 58V57H49ZM74 58V59H75ZM90 58V56L88 57V59ZM107 58V57H106ZM119 58H120V56H119ZM139 58V57H138ZM3 59V58H2ZM9 59V58H8ZM27 59H29V58H27ZM39 59V58H38ZM51 59H54L53 58V56H52V58ZM56 59V58H55ZM54 59V60H55ZM60 59V58H59ZM58 59V60H59ZM70 59H72V58H70ZM98 59V58H97ZM121 59V58H120ZM132 59V58H131ZM25 60V59H24ZM76 60V59H75ZM94 60V59H93ZM109 60V59H108ZM123 60V59H122ZM124 60H126L125 58H124ZM133 60V59H132ZM141 60H143L142 58H141ZM146 60V59H145ZM2 61V60H1ZM4 61H5V59H4ZM7 61V60H6ZM5 61V62H6ZM13 61V60H12ZM19 61V60H18ZM26 61H28V60H26ZM35 61H36V59H35ZM35 61H33L34 63H35ZM41 61V60H40ZM44 61H46V60H44ZM47 61H48V59H47ZM71 61V60H70ZM158 61V60H157ZM170 61V60H169ZM23 62V61H22ZM31 62V61H30ZM29 62V63H30ZM64 62V61H63ZM66 62V61H65ZM121 62V61H120ZM124 62V61H123ZM132 62V61H131ZM130 62V63H131ZM139 62V61H138ZM149 62V61H148ZM155 62H156V60H155ZM160 62V61H159ZM166 62V61H165ZM174 62L172 63V64H174ZM1 63V62H0ZM10 63V62H9ZM12 63V62H11ZM14 63V62H13ZM33 63V64H34ZM40 63V62H39ZM47 63V62H46ZM53 63V62H52ZM57 63V62H56ZM78 63V62H77ZM95 63V62H94ZM106 63V62H105ZM127 63V62H126ZM144 63V62H143ZM142 62H141V64H143ZM158 63V62H157ZM3 64V63H2ZM20 65H21V63H19ZM18 64V65H19ZM23 64H25V63H23ZM49 64V63H48ZM51 64V63H50ZM61 64H62V62H61ZM99 64V63H98ZM110 64V63H109ZM114 64H115V62H114ZM114 64H113V66H114ZM117 64H118V62H117ZM155 64V63H154ZM170 63H168L167 65H169ZM171 64V65H172ZM19 65V66H20ZM64 65V64H63ZM66 65H67V63H66ZM65 65V66H66ZM78 65V64H77ZM76 65V66H77ZM90 65V64H89ZM102 65V64H101ZM106 65V64H105ZM104 65V66H105ZM150 65V64H149ZM160 65V64H159ZM6 66V65H5ZM17 66V65H16ZM25 66V65H24ZM28 66H29V64H28ZM33 66V65H32ZM50 66V65H49ZM48 66V67H49ZM55 66H56V64H55ZM71 66V65H70ZM88 66V65H87ZM93 66V65H92ZM108 66V65H107ZM117 66V65H116ZM115 66V67H116ZM120 66V65H119ZM122 66V65H121ZM125 66V65H124ZM132 66V65H131ZM1 67V66H0ZM3 67V66H2ZM20 67H22V66H20ZM35 67H36V65H35ZM45 67H47V65L45 66ZM50 67H52V66H50ZM91 67V66H90ZM95 67V65L92 67V68H94ZM106 67V66H105ZM104 67V68H105ZM123 67V66H122ZM139 67V66H138ZM143 67V66H142ZM156 67V66H155ZM155 67H154V69H155ZM160 67H162V64H161V66ZM178 67V66H177ZM182 67H180V68H182ZM8 68V67H7ZM29 68H30V66H29ZM56 68V67H55ZM58 68V67H57ZM56 68V69H57ZM83 68H85V66L83 67ZM101 68V67H100ZM109 68V70H110V66L108 67ZM125 68V67H124ZM132 68V67H131ZM167 68V67H166ZM5 69V68H4ZM19 70H20V68H18ZM47 69V68H46ZM54 69V68H53ZM78 69V71H79V68H77ZM94 69H96V68H94ZM98 69V68H97ZM102 69V68H101ZM111 69H113V68H111ZM119 69H120V67H119ZM133 69V68H132ZM145 69V68H144ZM153 69V68H152ZM175 69H177V68H175ZM190 69V68H189ZM17 70V69H16ZM22 70H24L23 68H22ZM38 70V69H37ZM41 70H42V68H41ZM75 70V69H74ZM82 70V69H81ZM104 70V69H103ZM107 70V69H106ZM105 70V71H106ZM121 70H122V68H121ZM124 70V69H123ZM146 70V69H145ZM158 70V69H157ZM160 70V69H159ZM163 70V69H162ZM161 70V71H162ZM173 70V69H172ZM179 71H180V69H178ZM183 70V69H182ZM197 70V69H196ZM216 70V69H215ZM36 70H34V72H35ZM39 71H40V69H39ZM55 71V70H54ZM57 71V70H56ZM76 71V70H75ZM83 71V70H82ZM81 71V72H82ZM86 70H84V72H85ZM88 71V70H87ZM87 71H86V73H87ZM114 71H115V69H114ZM117 71V70H116ZM168 71V70H167ZM171 71V70H170ZM170 71H168L169 73H170ZM185 72H186V70H184ZM188 71V70H187ZM13 71L11 70V73H12ZM32 72V71H31ZM42 72H44V74H45V71H42ZM58 72V71H57ZM62 72V71H61ZM80 72V73H81ZM113 72V71H112ZM138 72V71H137ZM137 72H135V73H137ZM140 72V71H139ZM160 72V71H159ZM191 72H194V71H191ZM200 72H202V71H200ZM211 72V71H210ZM52 73V72H51ZM60 73V72H59ZM72 73V72H71ZM70 73V74H71ZM74 73V72H73ZM122 73V72H121ZM123 73H124V71H123ZM126 73V72H125ZM174 73V72H173ZM186 73H188V72H186ZM214 73V72H213ZM216 73V72H215ZM6 74V73H5ZM4 74V75H5ZM31 74V73H30ZM56 74H58V73H56ZM55 73H54V75H56ZM108 74V73H107ZM134 74V73H133ZM133 74H131V75H133ZM162 74V73H161ZM180 74H181V72H180ZM197 74H198V72H197ZM199 74H202V73H199ZM198 74V75H199ZM227 74V75H226ZM2 75V74H1ZM11 75V74H10ZM25 75V74H24ZM36 75V74H35ZM43 75V74H42ZM63 75V74H62ZM81 75H82V73H81ZM87 75V74H86ZM116 75V74H115ZM141 75V74H140ZM155 75H156V73H155ZM185 75V74H184ZM202 75H205V74H202ZM210 75H212V74H210ZM214 75H216V74H214ZM218 75H220V74H218ZM218 75H216V76H218ZM13 76V75H12ZM21 76V75H20ZM30 76V75H29ZM47 76V75H46ZM85 76V75H84ZM112 76V75H111ZM113 76H114V74H113ZM130 76V75H129ZM129 76H127V77H125V78H127L128 79V77ZM135 76V78H136V75H134ZM137 76H138V74H137ZM180 76V75H179ZM186 76V75H185ZM190 76H191V74H190ZM194 76H195V73H194ZM200 76V75H199ZM208 76V75H207ZM216 76H214L215 78H217ZM27 77V76H26ZM45 77V76H44ZM43 77V78H44ZM51 77H52V75H51ZM71 77V76H70ZM74 77V76H73ZM72 77V78H73ZM76 77V76H75ZM132 76H130V79H133V77L131 78ZM159 77H160V75H159ZM162 77V76H161ZM197 77V76H196ZM195 77V78H196ZM202 77V76H201ZM212 77V76H211ZM219 77V76H218ZM223 77H222V79H223ZM225 77V78H226ZM227 78V79H223V80H227V81H231V80H233V79H231V80H229L230 78ZM42 78V77H41ZM54 78V77H53ZM68 78V77H67ZM142 77H140V79H141ZM16 79V78H15ZM32 79H34V78H32ZM32 79H31V81H32ZM45 79V78H44ZM44 79H42V81L44 80ZM55 79H57V77L55 78ZM80 79V78H79ZM92 79V78H91ZM95 79V78H94ZM120 79V78H119ZM171 80H173L174 81V79L173 78H170ZM169 79V80H170ZM178 80H179V78H177ZM182 79V78H181ZM192 79V78H191ZM212 78H210V80H211ZM220 79V78H219ZM219 79H217V80H219ZM9 80H10V78H9ZM98 80V79H97ZM96 79H95V81H97ZM135 80V79H134ZM156 80H157V78H156ZM168 80V81H169ZM199 80V79H198ZM208 80H209V78H208ZM207 80V81H208ZM214 80H216V79H214ZM213 80V81H214ZM221 80V79H220ZM1 81H2V79H1ZM5 81H7V80H5ZM47 81V80H46ZM69 81V80H68ZM124 81H126L125 79H124ZM186 81V80H185ZM197 81V80H196ZM204 81H205V79H204ZM241 81V82H242ZM48 82V81H47ZM90 82V81H89ZM88 82V83H89ZM113 82V81H112ZM132 82V81H131ZM146 82V81H145ZM148 82V81H147ZM170 82V81H169ZM176 82V81H175ZM178 82V81H177ZM187 82V81H186ZM219 82V81H218ZM221 82V81H220ZM232 82V81H231ZM237 82V81H236ZM6 83V82H5ZM13 83H15V82H13ZM17 83V82H16ZM42 83V82H41ZM58 83H59V81H58ZM70 83H71V81H70ZM80 83V82H79ZM97 83V82H96ZM99 83V82H98ZM114 83L115 82H113V85H114ZM135 83V82H134ZM137 83V82H136ZM144 83V82H143ZM142 83V84H143ZM181 83V82H180ZM201 82H199V84H200ZM214 83V82H213ZM249 83V84H248ZM35 84V83H34ZM40 84V83H39ZM145 84V83H144ZM174 84V83H173ZM185 83H183V85H184ZM202 84V83H201ZM212 84V83H211ZM216 84V83H215ZM21 85V84H20ZM65 85V84H64ZM93 85V84H92ZM95 85V84H94ZM117 85V84H116ZM140 85V84H139ZM176 85V84H175ZM218 85V84H217ZM246 85V84H245ZM4 86V85H3ZM9 86V85H8ZM13 86H14V84H13ZM16 86H18V85H16ZM31 86V85H30ZM42 86V85H41ZM66 86V85H65ZM74 86V85H73ZM115 86V85H114ZM120 86V85H119ZM125 86V85H124ZM151 86V85H150ZM169 86H171V85H169ZM203 88H206L205 87V85L203 86V84L201 85ZM224 86V85H223ZM257 86V85H256ZM0 87H2V86H0ZM12 87V86H11ZM36 87V86H35ZM99 87V86H98ZM122 87V86H121ZM146 87V86H145ZM184 87V86H183ZM189 87V85L187 86V88ZM210 87V86H209ZM222 87V86H221ZM227 87V86H226ZM255 87V86H254ZM264 87V86H263ZM7 88H9V87H7ZM23 88V87H22ZM41 88V87H40ZM47 88V87H46ZM85 88V87H84ZM103 88V87H102ZM111 87H109L108 89H107V91L109 92V90H111L110 89ZM113 88H116V87H113ZM138 88V87H137ZM142 88V87H141ZM140 88V89H141ZM171 88V87H170ZM174 88V87H173ZM179 88V87H178ZM182 88V87H181ZM190 88H192V87H190ZM199 88V87H198ZM198 88H197V92H198ZM224 88H225V86H224ZM257 88V87H256ZM6 89V88H5ZM11 89V88H10ZM10 89H9V91H10ZM14 89V88H13ZM31 89H32V87H31ZM44 89V88H43ZM50 89V88H49ZM58 89H59V87H58ZM98 89V88H97ZM106 89V88H105ZM136 89V88H135ZM153 89H154V87H153ZM165 89V88H164ZM167 89V91L169 90L168 88H166ZM172 89V88H171ZM184 89V88H183ZM228 89V88H227ZM249 89H250V87H249ZM258 89V88H257ZM256 89V90H257ZM7 90V89H6ZM5 90V91H6ZM26 90V89H25ZM64 90V89H63ZM71 90V89H70ZM118 90H121V89H119L118 88ZM133 90V89H132ZM139 90V89H138ZM157 90H160V89H158L157 88ZM162 90V89H161ZM188 90V89H187ZM194 90V89H193ZM209 90H211V89H209ZM246 90V89H245ZM253 90H255L254 88H253ZM9 91H7V93L9 92ZM23 91V90H22ZM21 91V92H22ZM31 91V90H30ZM41 91V90H40ZM57 91V90H56ZM65 91V90H64ZM106 91V90H105ZM105 91H103V92H105ZM107 91L105 92V93H107ZM115 90H113V92H114ZM123 91V90H122ZM126 91H128V90H126ZM130 91V90H129ZM137 91V90H136ZM156 91V90H155ZM171 91V90H170ZM169 91V92H170ZM183 91V90H182ZM186 91V90H185ZM212 91V90H211ZM216 91V90H215ZM218 91V90H217ZM221 91V90H220ZM219 91V92H220ZM227 91V90H226ZM230 91V90H229ZM239 91V90H238ZM259 91V90H258ZM13 92V91H12ZM14 92H15V90H14ZM23 92H25V91H23ZM32 92V91H31ZM43 92V91H42ZM63 92V91H62ZM75 92V91H74ZM78 92V91H77ZM99 92V91H98ZM97 92V93H98ZM112 91H110L109 93H111ZM112 92V93H113ZM116 92H117V90H116ZM120 92V91H119ZM125 92V91H124ZM123 92V93H124ZM135 92V91H134ZM145 92H147V90H145ZM206 92H208V91H206ZM257 92V91H256ZM11 93V92H10ZM9 93V94H10ZM30 93V92H29ZM45 93V92H44ZM50 93H52V92H50ZM83 93H85V92H83ZM90 93V92H89ZM88 93V94H89ZM121 93V92H120ZM128 93V92H127ZM136 93V92H135ZM135 93H134V95H135ZM138 93H140V92H138ZM179 93H182V92H179ZM178 93V94H179ZM190 93V92H189ZM193 93V92H192ZM209 93V92H208ZM212 93H214V92H212ZM215 93H217V92H215ZM221 93V92H220ZM232 93V92H231ZM230 93V94H231ZM242 93V92H241ZM245 93V92H244ZM259 93H260V91H259ZM3 94V93H2ZM17 94H18V90H17ZM25 94V93H24ZM37 94H39V92L37 93ZM48 94V93H47ZM56 94H58L59 95V93H56ZM62 94V93H61ZM60 94V95H61ZM71 94V93H70ZM77 94V93H76ZM87 94V93H86ZM99 94V93H98ZM116 94V93H115ZM142 94H146V93H142ZM166 94V93H165ZM170 94V93H169ZM176 94V93H175ZM185 94V93H184ZM199 94V93H198ZM221 94H223V93H221ZM220 94V95H221ZM228 94V93H227ZM229 94V95H230ZM45 95H46V93H45ZM53 95V94H52ZM55 95V94H54ZM66 95V94H65ZM90 95V94H89ZM124 95V94H123ZM123 95H121V96H123ZM133 95V96H134ZM159 95V94H158ZM186 95V94H185ZM184 95V96H185ZM189 95V94H188ZM200 95V94H199ZM210 95V94H209ZM214 95V94H213ZM216 95V94H215ZM224 95V94H223ZM223 95H221L222 97L221 98H219V99H223V97H225V96H223ZM241 95V94H240ZM247 95V94H246ZM5 96V95H4ZM48 96H51V95H48ZM83 96V95H82ZM101 96H104V95H102V93H101ZM106 96V95H105ZM107 96H110V95H107ZM111 96H113L112 94H111ZM117 96V95H116ZM120 96V95H119ZM126 96H128V95H126ZM145 96V95H144ZM147 96V95H146ZM151 97H152V94L150 95ZM154 96H155V94H154ZM161 96V95H160ZM159 96V97H160ZM167 96H168V94H167ZM191 96V95H190ZM193 96V95H192ZM198 96V95H197ZM201 96V95H200ZM217 96V95H216ZM215 96V98L214 99H216L217 97ZM233 96H234V94H233ZM10 97V96H9ZM17 97H18V95H17ZM56 97V96H55ZM66 97V96H65ZM69 97V96H68ZM79 97V96H78ZM84 97H86V96H84ZM89 97H91V96H89ZM98 97H99V95H98ZM130 97V96H129ZM136 97V96H135ZM179 97V96H178ZM214 97V96H213ZM229 97V96H228ZM238 97V96H237ZM240 97V96H239ZM35 98H37V97H35ZM47 98V97H46ZM54 97H52V99H53ZM62 98V97H61ZM63 98H64V95H63ZM103 98V97H102ZM101 98V99H102ZM106 98V97H105ZM110 99H111V97H109ZM109 98H108V100H109ZM115 98V97H114ZM117 98H118V96H117ZM116 98V99H117ZM128 98V97H127ZM137 98V97H136ZM161 98V97H160ZM204 97H202L201 99H203ZM211 98V97H210ZM229 98H231V97H229ZM243 98V97H242ZM9 99V98H8ZM89 99V98H88ZM95 99V98H94ZM93 99V100H94ZM120 99H122V98H120ZM132 99V98H131ZM148 99V98H147ZM156 99V98H155ZM191 99V98H190ZM193 99V98H192ZM199 99V98H198ZM44 100V99H43ZM61 100H63V99H61ZM67 100H68V98H67ZM67 100H65V101H67ZM90 100V99H89ZM108 100H106V101H108ZM117 100H119V99H117ZM133 100V99H132ZM131 100V101H132ZM134 100H137V99H134ZM143 100V99H142ZM162 100V99H161ZM161 100H160V102H161ZM200 100V99H199ZM204 100V99H203ZM209 100V99H208ZM243 100V99H242ZM37 101V100H36ZM84 101V100H83ZM86 101V100H85ZM84 101V102H85ZM98 102H100V99H98L97 100ZM112 102L114 101V100H111ZM122 101V100H121ZM128 101V100H127ZM126 101V102H127ZM130 101V102H131ZM149 101V100H148ZM156 101H157V99H156ZM214 101V100H213ZM217 101H218V99H217ZM217 101H215V102H217ZM234 101H236V99L234 100ZM246 101V100H245ZM40 102V101H39ZM43 102V101H42ZM62 102V101H61ZM69 102V101H68ZM81 102V101H80ZM104 102H105V100H104ZM135 102V101H134ZM171 102H172V99H171ZM207 103H208V101H206ZM206 102H204V103H206ZM209 102H211V101H209ZM229 102V101H228ZM237 102V101H236ZM239 102H241L240 100H239ZM239 102H238V105L240 106V104H239ZM22 103V102H21ZM35 103V102H34ZM47 103V102H46ZM59 103V102H58ZM57 103V104H58ZM63 103V102H62ZM69 103H71V102H69ZM75 103V102H74ZM89 103V102H88ZM96 103V102H95ZM103 102L101 101V104H102ZM107 103H109V102H107ZM121 103V102H120ZM123 103H125V102H123ZM137 103V102H136ZM150 103V102H149ZM153 103V102H152ZM157 103H159V102H157ZM156 103V104H157ZM169 103V102H168ZM183 103V102H182ZM221 103V102H220ZM226 103V102H225ZM246 103H247V101H246ZM13 104H14V102H13ZM82 104V103H81ZM94 104V103H93ZM105 104V106L107 105H109V104H106V102L104 103ZM116 104H118V103H116ZM126 104V103H125ZM134 104V103H133ZM148 105V103H146L145 102V105ZM195 104H198V103H195ZM215 104V103H214ZM217 104V103H216ZM248 104H249V102H248ZM55 105V104H54ZM60 105H62V104H60ZM68 105V104H67ZM72 105V104H71ZM90 105V104H89ZM114 105V104H113ZM120 105V104H119ZM137 105V104H136ZM164 105V104H163ZM170 105V104H169ZM172 105V104H171ZM175 105H177V104H175ZM205 105V104H204ZM207 105V104H206ZM237 105V104H236ZM235 105V106H236ZM70 106V105H69ZM94 106V105H93ZM98 106H101L100 105V103H99V105ZM104 106V107H105ZM127 107H128V105H126ZM131 106H133V105H131ZM138 106H139V104H138ZM144 106V105H143ZM174 106V105H173ZM172 106V107H173ZM180 106V105H179ZM229 106V104L227 105V107ZM241 106H242V104H241ZM8 107H10V106H8ZM67 107V106H66ZM71 107V106H70ZM83 107V106H82ZM102 107V106H101ZM103 107V108H104ZM139 107H142V105H140ZM144 107H146V106H144ZM149 107V106H148ZM154 107V106H153ZM181 107V106H180ZM208 107V106H207ZM213 107V106H212ZM218 107V106H217ZM220 107V106H219ZM232 107V106H231ZM33 108V107H32ZM39 108V107H38ZM98 108V107H97ZM108 108H110V107H108ZM114 108V107H113ZM118 108V107H117ZM121 108H124V107H121ZM168 108V107H167ZM189 108V107H188ZM193 108H194V105H193ZM210 108V107H209ZM213 108H215V107H213ZM225 108H226V106H225ZM241 108H243L244 109V107H241ZM246 108H248V107H246ZM9 109V108H8ZM53 109V108H52ZM63 109V108H62ZM67 109H68V107H67ZM67 109H65V110H67ZM71 109V108H70ZM83 109V108H82ZM91 109V108H90ZM106 109H107V107H106ZM106 109H105V112H107L106 111ZM111 109V108H110ZM155 109V108H154ZM179 109V108H178ZM199 109V108H198ZM217 109V108H216ZM228 109V108H227ZM226 109V110H227ZM230 109V108H229ZM228 109V110H229ZM234 109V108H233ZM238 109V108H237ZM242 109V110H243ZM14 110H16V109H14ZM99 110H101L100 108H99ZM136 110V109H135ZM135 110H133V111H135ZM153 110V109H152ZM156 110V109H155ZM158 110V109H157ZM159 110H160V108H159ZM163 110H165L164 108H163ZM170 110V109H169ZM173 110V109H172ZM209 110V109H208ZM211 110H212V108H211ZM215 110V109H214ZM227 110V111H228ZM235 110V109H234ZM57 111V110H56ZM72 111V110H71ZM93 111H94V109H93ZM96 111V110H95ZM126 111V110H125ZM148 111V110H147ZM193 111H195V110H193ZM203 111V110H202ZM201 111V112H202ZM219 111V110H218ZM230 111V110H229ZM228 111V114L230 113ZM253 112H255L254 110H252ZM32 112H34V110L32 111ZM91 112V111H90ZM120 112H122L121 110H120ZM128 112V111H127ZM145 112V111H144ZM143 112V114H146V116H147V113H144ZM161 112V111H160ZM168 112H170V111H168ZM180 112V111H179ZM183 112V111H182ZM190 112H191V110H190ZM235 113L236 112H238V111H234ZM241 112V111H240ZM257 112V111H256ZM14 113V112H13ZM43 113V112H42ZM95 113V112H94ZM99 113V112H98ZM110 112H108L107 114H109ZM112 113V112H111ZM117 113H119L118 112V109H117ZM123 113H125V112H122V114ZM140 113V112H139ZM149 113H151V115H152V113L153 112H149ZM194 113V112H193ZM203 113V112H202ZM205 113V112H204ZM220 113V112H219ZM225 113V112H224ZM79 114V113H78ZM113 114V113H112ZM120 114V113H119ZM129 114V113H128ZM143 114L141 115V117L143 116ZM155 114V116H157L156 115V112L154 113ZM171 114H172V112H171ZM175 114V113H174ZM184 114V113H183ZM186 114V113H185ZM188 114V113H187ZM192 114V113H191ZM199 114V113H198ZM197 114V115H198ZM209 114H211V113H209ZM209 114H207V115H209ZM222 114V113H221ZM237 114H239V113H237ZM247 114H251V113H247ZM44 115V114H43ZM95 115H97V114H95ZM101 115H103V112H102V114ZM111 115V114H110ZM127 115V114H126ZM135 115H137V114H135ZM162 115H163V113H162ZM166 115V114H165ZM173 115V114H172ZM171 115V116H172ZM206 115V114H205ZM49 116V115H48ZM78 116V115H77ZM104 116V115H103ZM122 116V115H121ZM120 116V117H121ZM145 116V115H144ZM168 116H170V115H168ZM179 116H180V114H179ZM182 116V115H181ZM211 116V121L214 123V120L216 119V118H214V120H212L213 118H212V114L210 115ZM235 116V115H234ZM251 116H253V115H251ZM47 117V116H46ZM140 117V116H139ZM150 117V116H149ZM153 118H155V119H157L156 117H154V116H152ZM164 117V116H163ZM189 118H191V116H188ZM214 117V116H213ZM245 117H247V116H245ZM249 117V116H248ZM36 118V117H35ZM98 118H100V117H98ZM106 118V117H105ZM108 118V117H107ZM123 118V117H122ZM147 118V117H146ZM185 118H186V116H185ZM243 118V117H242ZM254 118V117H253ZM40 119V118H39ZM38 119V120H39ZM133 119H134V116H133ZM159 119V118H158ZM175 119H176V117H175ZM175 119H174V121H175ZM178 119H179V117H178ZM195 119V118H194ZM205 119V118H204ZM207 119V118H206ZM115 120V119H114ZM152 120V119H151ZM185 120V119H184ZM210 120H208V121H210ZM217 120V119H216ZM221 120L222 119H220V122H221ZM261 120H263V119H261ZM40 121V120H39ZM44 120H42L41 122H43ZM52 121H54V120H52ZM57 121V120H56ZM121 121V120H120ZM124 121V120H123ZM135 121V120H134ZM155 121V120H154ZM157 121V120H156ZM162 121V120H161ZM168 121V120H167ZM171 121H173V120H171ZM181 121V120H180ZM197 121V120H196ZM201 121H204V120H201ZM207 121V122H208ZM226 121V120H225ZM225 121H223V123L225 124L226 122ZM233 121V120H232ZM231 121V122H232ZM244 121H245V119H244ZM41 122L40 123H38V122H36L35 120L34 121H30L29 120V122L27 121L26 123H24L23 124V126L25 127V124H26V126L27 125H31V126H33V128L34 127H36V128H39V129H42L43 128V124H41ZM45 122V121H44ZM43 122V123H44ZM55 122V121H54ZM59 122H61V121H59ZM175 122H177V121H175ZM193 122V121H192ZM192 122H191V124H192ZM195 122V121H194ZM199 122V121H198ZM206 122V121H205ZM204 122V123H205ZM211 122V123H212ZM233 122H235V121H233ZM232 122V123H233ZM263 122V121H262ZM49 123V122H48ZM47 123V124H48ZM109 123V122H108ZM142 123V122H141ZM152 123V122H151ZM162 123V122H161ZM167 123V122H166ZM190 123V122H189ZM196 123V122H195ZM209 123V122H208ZM219 123V122H218ZM218 123H215V124H218ZM222 123V122H221ZM220 123V124H221ZM45 124H46V122H45ZM52 124V125H51ZM50 125H47V127H53V125H55V124H53V123H51ZM165 124V123H164ZM207 124V123H206ZM205 124V125H206ZM210 124V123H209ZM231 124V123H230ZM236 124V123H235ZM245 124V123H244ZM256 124V123H255ZM59 125V124H58ZM64 125V124H63ZM166 125V124H165ZM169 125V124H168ZM177 125V124H176ZM213 125V124H212ZM211 125V126H212ZM223 125V124H222ZM228 125V124H227ZM238 125V124H237ZM240 125H242V123L240 124ZM23 126H21L22 128H24ZM42 126V127H41ZM171 126V125H170ZM180 126V125H179ZM200 126H201V123H200ZM209 125H207V127H208ZM218 126V125H217ZM260 126V125H259ZM263 126V125H262ZM5 127V126H4ZM55 128H56V126H54ZM145 127V126H144ZM169 127V126H168ZM181 127V126H180ZM188 127H190V126H188ZM241 127V126H240ZM32 128V127H31ZM220 129H221V126L219 127ZM223 128V127H222ZM227 128L229 129V127L227 126ZM27 129H28V126H27ZM27 129L26 130H23V131H27ZM68 129V128H67ZM182 129V128H181ZM186 129V128H185ZM193 129V128H192ZM210 129V128H209ZM235 129H237V128H235ZM261 129V128H260ZM36 130V129H35ZM38 130V129H37ZM57 130V129H56ZM72 130H74L73 128H72ZM165 130V129H164ZM169 130V129H168ZM199 130V129H198ZM211 130V129H210ZM214 130H215V128H214ZM226 130V129H225ZM239 130V129H238ZM244 130V129H243ZM242 130V131H243ZM249 130V129H248ZM9 131V130H8ZM31 132V129L29 130L28 129V133H30ZM33 131L34 130H32V132L30 133V134H32L33 133ZM65 131V130H64ZM206 131V130H205ZM212 131V130H211ZM217 131V130H216ZM235 131H237V130H235ZM70 132V131H69ZM69 132H66V133H68L69 134ZM194 132V131H193ZM199 132V131H198ZM202 132V131H201ZM204 132V131H203ZM223 132V131H222ZM225 133V132H224ZM232 133V132H231ZM239 133H241V132H239ZM242 133H244V131L242 132ZM241 133V134H242ZM9 134V133H8ZM25 134H26V132H25ZM72 134V133H71ZM70 134V135H71ZM73 134H74V132H73ZM178 134V133H177ZM186 134V133H185ZM194 134V133H193ZM230 134V133H229ZM253 134V133H252ZM262 134H263V132H262ZM28 135V134H27ZM33 135V134H32ZM55 135L57 136V134L55 133ZM55 135H53V136H55ZM81 135V134H80ZM10 136V135H9ZM8 136V137H9ZM75 136H76V133H75ZM183 136V135H182ZM190 136V135H189ZM219 136V135H218ZM238 136H239V134H238ZM241 136H245V135H241ZM214 137V136H213ZM11 138V137H10ZM55 138V137H54ZM58 138H59V136H58ZM217 138V137H216ZM231 138H233L232 136H231ZM252 138V137H251ZM255 138H257V137H255ZM261 138H263V137H261ZM22 139H23V137H22ZM21 139V140H22ZM62 139V141H63V138H60V140ZM220 139V138H219ZM235 139V138H234ZM233 139V140H234ZM21 140H20V142H21ZM218 140V139H217ZM232 139H230V141H231ZM240 140V139H239ZM261 140V139H260ZM54 141H56V142H54ZM222 141V140H221ZM244 141V140H243ZM262 141V140H261ZM54 142V144H56L57 142H59V139H52V143ZM183 142V141H182ZM189 142V141H188ZM225 142V141H224ZM224 142H222V143H224ZM237 142V141H236ZM241 142V141H240ZM264 142V141H263ZM17 143V141H14V143H13V145L15 144V145H17L16 144ZM19 143V142H18ZM52 143H51V145H52ZM61 143V142H60ZM63 143V142H62ZM242 143V142H241ZM246 143V142H245ZM254 143V142H253ZM54 144L52 145V146H54ZM64 144V143H63ZM110 144V143H109ZM14 145V146H15ZM59 145H61V144H59ZM104 145H105V143H104ZM180 145V144H179ZM239 145H240V143H239ZM250 145V144H249ZM13 146V147H14ZM52 146H51V149H52ZM58 146V143H57V145H55L54 147H57ZM63 146V145H62ZM101 146V145H100ZM121 145H119V147H120ZM221 146H222V144H221ZM264 146V145H263ZM1 147V146H0ZM65 147V146H64ZM122 147V146H121ZM66 148H68L67 147V145H66ZM65 148V149H66ZM101 148V147H100ZM115 148V147H114ZM113 148V152H115L116 150ZM117 148V147H116ZM224 148V147H223ZM58 149V148H57ZM59 149H64L63 147L62 148H59ZM58 149V150H59ZM53 150V149H52ZM67 150H70V151H72L73 149H72V147L71 146H69V148L68 149H66V150H61L60 152H67ZM119 150H120V148H119ZM119 150H117L116 151V154H118L117 152L119 151ZM57 151V150H56ZM38 152V151H37ZM52 152V151H51ZM55 151H53L52 153H54ZM108 152V151H107ZM110 152H112V150H110L108 153H110ZM26 153V152H25ZM69 153V152H68ZM92 153V152H91ZM98 153V152H97ZM97 153L96 154H94V155H97ZM99 153H101V152H99ZM106 153V152H105ZM107 153V154H108ZM59 154V155H58ZM58 154H56L57 156H61V153H59L58 152ZM73 154V153H72ZM111 154V153H110ZM110 154H109V156H110ZM119 154H120V152H119ZM55 155V153L53 154V158H58V157H55L54 156ZM63 155V154H62ZM65 155H66V153H65ZM68 155V154H67ZM88 155V154H87ZM89 155H91V154H89ZM93 155V156H94ZM112 155H113V153H112ZM115 155V154H114ZM113 155V157H115ZM14 156V155H13ZM24 156H25V154H24ZM29 156V155H28ZM34 156V155H33ZM51 156H52V154H51ZM76 156V155H75ZM108 156V155H107ZM120 157L121 156H123V154H122V152H121V154L119 155ZM191 156V155H190ZM63 157V156H62ZM61 157V158H62ZM65 157V156H64ZM68 157H69V155H68ZM98 157H100L99 155L97 156V158H96V156H95V159L98 161ZM116 157H118L117 155H116ZM116 157H115V159H116ZM186 157V160H184L183 158V161H187V160H189L188 161V163L190 162V160L192 159V161H193V157L191 156V158L190 159H187V158H189V156L187 155V156H185ZM51 158V157H50ZM65 158H67V157H65ZM70 158V157H69ZM76 158H77V156H76ZM89 159H91L92 160V158H90V157H88ZM101 158H103V157H101ZM100 158V160L99 161H101L102 159ZM109 158V157H108ZM44 159V158H43ZM46 159V158H45ZM107 159V158H106ZM105 158H103V160L105 161L106 160ZM119 159V158H118ZM122 158H120L119 160L120 161H122L121 160ZM135 159V161H136V158H134ZM196 159V158H195ZM256 159V158H255ZM51 160V159H50ZM59 160V159H58ZM70 161H71V159H69ZM73 160H74V158H73ZM75 160H77V162H78V159H75ZM94 160V159H93ZM95 160V161H96ZM112 160V159H111ZM111 160H109L108 159V162H109V164L110 163H112V162H110ZM132 160V159H131ZM131 160H129V161H131ZM139 160V159H138ZM31 161V160H30ZM44 161V160H43ZM56 161H57V159H56ZM66 161H68V159H66V160H64V162H66ZM87 161H88V159H87ZM97 161H96V163H97ZM103 161V162H104ZM107 161V160H106ZM105 161V162H106ZM113 161H115V160H113ZM119 161V163L118 164H120L121 162ZM128 161V160H127ZM180 161V160H179ZM178 161V162H179ZM182 160L180 161L181 163L183 162ZM192 161H191V163H192ZM44 162H46V161H44ZM53 161L51 160V163H52ZM55 162V161H54ZM72 162H74V161H71V163ZM89 162V161H88ZM92 162H94V161H92ZM102 162V161H101ZM132 162V161H131ZM130 162V163H131ZM177 162V163H178ZM178 163V164H181V163ZM194 162V161H193ZM195 162H196V160H195ZM207 162V161H206ZM206 162H205V164H206ZM48 163V162H47ZM50 163V162H49ZM56 163V162H55ZM61 163H62V161H61ZM99 163V162H98ZM107 163V162H106ZM190 163V164H191ZM200 163V162H199ZM29 164H32V166H38V165H33V162L31 161ZM39 164V163H38ZM54 164V163H53ZM52 164V165H53ZM74 164H75V162H74ZM77 164V163H76ZM90 165L87 167L88 169V173H89V170H90V166H92V165H94L95 163H92V165H91V163H89ZM101 165H102V163H100ZM100 164H98V165H100ZM108 164V163H107ZM113 164H114V162H113ZM116 164H117V162H116ZM117 164V165H118ZM125 164H127V163H125ZM132 164H134V165H137L136 163H132ZM132 164H131V167H132ZM182 164H185V162L184 163H182ZM203 164L204 163H201V166H202V168L201 167H199V164L198 165H196V164H192V165H196V167L198 168L197 169V172H198V174H202V177H200V175H197L199 178H197V176H195V178L196 179H194V176L191 174H189V172L191 171V169H195V170H193V171H196V168L194 167V166H191V169L189 168V164L187 165L188 166V168L190 169V171L188 170V174L190 175H188L189 177H191V176H193L192 178H191V180L190 181H194V180H197V181H194V183L195 182H198V183H200L201 182V180H203V179H200V178H203V174L204 173H199V171L200 172H207L208 171V169H207V171L206 170H203L204 168H203ZM208 164H211L210 162H207V166L206 167H210V169H212V164L211 165H208ZM57 165V164H56ZM56 165L55 166H53L52 167V172L50 173V175H52V174H54V172H55V174H57V170H58V166H57V170H56ZM64 166H66V167H68L66 164H63ZM70 165V164H69ZM73 165V164H72ZM71 165V166H72ZM97 164H96V168H94L97 172H98V170H100L99 169V167L100 166H98ZM103 165H105V164H103ZM103 165H102V167H103ZM112 165V164H111ZM110 165V166H111ZM130 165V164H129ZM128 165V166H129ZM140 165V164H139ZM138 165V166H139ZM174 165V166H173ZM172 166L173 167H175V164H173ZM60 166H61V164H60ZM59 166V167H60ZM70 166V168L69 169H71V170H68V169H66V171L68 172V173H70L71 171H72V167ZM75 166V165H74ZM126 166V165H125ZM183 166V165H182ZM30 167V166H29ZM77 167V166H76ZM93 167H95V166H92V168H91V170L93 171ZM97 167H98V169H97ZM108 167V169H110V167H109V165L107 166ZM107 167H103L104 169H106ZM118 167V166H117ZM122 167V166H121ZM127 167V166H126ZM125 167V168H126ZM130 167V166H129ZM134 167V166H133ZM142 167H143V165H142ZM145 167V166H144ZM173 167H171L172 169L171 170H173L174 169V171H173V173L176 171L175 170V168H177L178 166H177V164H176V167L175 168H173ZM185 167V166H184ZM192 167H194V168H192ZM35 168V167H34ZM53 168L55 169V171L53 170ZM113 168V167H112ZM139 168H141V166L139 167ZM166 168V167H165ZM182 168V167H181ZM199 168H201V169H199ZM36 169H39V167L38 168H36ZM35 169V170H36ZM62 169V168H61ZM61 169H59L60 170V174L62 173L61 172ZM64 169V170H65ZM76 168H74V172H78V170L76 171L75 170ZM77 169H78V167H77ZM114 169V168H113ZM111 170L112 172L114 171V170ZM128 169V167L126 168V170ZM135 169V168H134ZM133 169V170H134ZM137 169L138 168H136V170L133 172V171H130L129 172V174L131 173V172H133L134 173V175L136 174L137 175V173H135L136 171H137ZM142 169V168H141ZM146 169V168H145ZM185 169V168H184ZM206 169V168H205ZM33 171L34 173H37L36 171ZM63 169H62V171L63 172H66V171H64ZM94 170V171H95ZM117 170H119V168L118 169H116L115 171H117ZM123 170V169H122ZM125 170V169H124ZM131 170V169H130ZM147 170V169H146ZM165 170V169H164ZM29 171H31V170H29ZM127 171H129V170H127ZM126 171V172H127ZM178 171H182V170H178ZM185 171V170H184ZM212 171H214V172H216V173H218V170L217 169H213ZM41 171H40V169H39V173H40ZM66 172V173H67ZM112 172H111V174H112ZM120 172L121 171H119V172H116V173H119L120 174ZM143 173L144 172H146V171H142ZM183 172V171H182ZM192 172V171H191ZM196 172V173H197ZM32 172H30V176H33L32 174H31ZM33 173V174H34ZM42 173L43 172H41V174H40V176H42ZM58 173V174H59ZM68 173L65 175V174H63V176L65 175V177H64V179L62 178V177H60V179H63V180H66L67 178H68V176L69 175H72V174H69L68 175ZM71 173H73V171L71 172ZM96 173V172H95ZM132 173V174H133ZM148 174H149V172H147ZM147 173H145V174H147ZM172 173V174H173ZM181 173V172H180ZM180 173H178L177 171H176V173H174V174H177V175H179ZM44 174V173H43ZM58 174L56 175L57 177H58ZM59 174V175H60ZM108 174V173H107ZM109 174H110V171H109ZM110 174V175H111ZM117 174L118 176L117 177H119V178H121L120 177V175L122 176V174ZM128 174V173H127ZM139 174V173H138ZM141 174V173H140ZM167 174V173H166ZM169 174H171L170 172H168V175ZM171 174V176H173ZM206 174V173H205ZM215 174V173H214ZM37 175H39V174H37ZM37 175H34L35 177L37 176ZM50 175H48L49 177H51ZM62 175V174H61ZM73 175H74V177L75 178H77L78 176L75 174V173H73ZM72 175V176H73ZM110 175H108L109 176V178L107 177V180L109 179V180H111V178H110ZM114 175V174H113ZM123 175H124V171H123ZM134 175H131L130 174V176H133L134 177ZM142 175V174H141ZM149 175H151V174H149ZM177 175H174V179H175V176H177ZM181 175V174H180ZM179 175V177H181ZM207 175H208V177H207ZM216 175V176H215ZM214 175V177H215V179H216V177H217V174H215ZM33 176V177H34ZM55 176V175H54ZM129 176V175H128ZM129 176V177H130ZM144 176V175H143ZM142 176V177H143ZM147 177H149L148 175H146ZM182 176H184V175H182ZM185 176H186V174H185ZM221 175L219 174V177L218 178H221L220 177ZM27 177H29V173H28V176ZM33 177H32V179H33ZM47 176H42L41 178H46ZM67 177V178H66ZM70 177V176H69ZM111 177H112V179H113V176L111 175ZM123 177V176H122ZM133 177H131L132 179H133ZM137 177V176H136ZM136 177H134V179L136 178ZM151 177H152V175H151ZM166 177V176H165ZM188 177V178H189ZM207 177V178H206ZM206 177H205V181L206 182H204V180L202 181V182H204V183H206V184H209V186L208 185H204V183H200V184H203L202 185V187L204 186V187H206V188H214L213 187V185L215 186H217V184H215L214 183V180H213V183H212V185H211V182L210 181H212L211 179H212V177H211V175H209V173L208 174H206ZM11 178V177H10ZM10 178H8V179H10ZM39 178V177H38ZM52 178H53V176H52ZM56 178V177H55ZM124 178V177H123ZM131 178H129V179H131ZM144 178V177H143ZM150 178V177H149ZM153 178V177H152ZM176 178H178V177H176ZM183 178V177H182ZM187 178V177H186ZM185 178V179H186ZM217 178V179H218ZM20 179V178H19ZM28 179V178H27ZM43 179H42V181H43ZM48 179V178H47ZM51 178H49V180H50ZM54 179V178H53ZM58 178H56V180H57ZM73 179V178H72ZM103 179H104V177H103ZM103 179H101V181L103 180ZM114 179H116V177L114 178ZM128 179V178H127ZM141 179V178H140ZM145 179V178H144ZM178 179H181V178H178ZM178 179H175L176 181L178 180ZM184 178H183V180H185ZM190 179V178H189ZM189 179H186V181L187 180H189ZM199 179H200V181H199ZM216 179V180H217ZM222 179V178H221ZM221 179H219V181H222ZM29 180L30 179H28V183H29ZM41 180V179H40ZM46 180V179H45ZM62 180V181H63ZM68 181H69V179H67ZM67 180H66V182H67ZM70 180H71V177H70ZM77 180V179H76ZM105 180H106V178H105ZM105 180H103L102 181V186H103V182L105 181ZM106 180V181H107ZM122 180V179H121ZM121 180H118L119 181V183H121L120 181ZM148 180H155L154 178L153 179H148ZM182 180V179H181ZM10 181H13V182H17V181H14V180H11L10 179ZM31 181V180H30ZM34 181H35V179H34ZM34 181H33V183H34ZM53 181H55V180H52V182ZM58 181H60L61 182V180H59L58 179ZM75 181V180H74ZM73 180H72V182H74ZM113 181V180H112ZM112 181H107V182H112ZM118 181H116V183L118 182ZM124 181V180H123ZM139 181V180H138ZM144 180H142V185L143 184H145V181L143 182ZM169 181V180H168ZM167 181V182H168ZM180 181V180H179ZM207 181H209V183H207ZM218 181V184L220 185V182ZM8 182V181H7ZM6 182V183H7ZM36 182L37 181H35V184H33L32 183V185L34 186H36ZM41 182V181H40ZM39 182V183H40ZM52 182H45V183H52ZM57 182V181H56ZM71 182V183H72ZM99 182L100 181H98V183L97 184H99ZM107 182H105V184H104V186L106 185V188H107V184L109 185V184H114V187L116 186V187H118L117 185H115L116 183L114 182V183H107ZM135 182V181H134ZM134 182H133V186H134ZM140 182V181H139ZM138 182V184H140ZM151 182V181H150ZM150 182H147V183H150ZM181 182H184V181H181ZM215 182H217V181H215ZM54 184H55V182H53ZM59 183V182H58ZM64 183V182H63ZM107 183V184H106ZM129 183H132V182H129ZM153 183V182H152ZM156 183V182H155ZM186 183V182H185ZM194 183L192 184V186H194ZM10 184H11V182H10ZM9 184V182H8V185H10ZM41 184V183H40ZM39 184V186H41ZM61 184H62V182H61ZM67 184H69V183H66V185ZM75 184V183H74ZM96 184V183H95ZM100 184V185H101ZM118 184V183H117ZM124 184H127L126 182L124 183ZM124 184H123V186H124ZM137 183H136V185H138ZM140 184V185H141ZM151 184V183H150ZM176 183H174V185H175ZM199 184V186H201ZM8 185H6L7 186V191H6V189H5V192L7 193L8 192ZM12 185V184H11ZM31 185V184H30ZM42 185H44V183H42ZM52 185V184H51ZM50 185V186H51ZM57 185V186H56ZM55 186H56V188L57 187H59L60 186V184H59V186H58V184H56ZM132 185V184H131ZM139 185V186H140ZM146 185V184H145ZM153 185H154V183H153ZM167 185V184H166ZM173 185V184H172ZM177 185V184H176ZM175 185V186H176ZM186 185V184H185ZM184 185V186H185ZM224 185V183L221 185V186H219L220 188L222 187ZM34 186V187H35ZM39 186H37L36 188H39ZM53 186V185H52ZM55 186H53V188L55 187ZM64 186H65V184H64ZM74 186V185H73ZM73 186H71V187H73ZM99 186V185H98ZM111 186V185H110ZM122 185H120V187L119 188H121L122 190H124L123 189V187H121ZM133 186H130V187H133ZM138 186V187H139ZM147 186V185H146ZM151 186H152V184H151ZM163 186V185H162ZM161 186V187H162ZM178 186V185H177ZM13 187H15V186H13ZM32 187V186H31ZM49 187V186H48ZM47 187V188H48ZM109 187V186H108ZM134 187H137V186H134ZM133 187V188H134ZM141 187V186H140ZM142 187H145V186H142ZM148 187V186H147ZM146 187V188H147ZM166 187V186H165ZM168 187V186H167ZM170 187H172L171 186V184H170ZM179 187V186H178ZM202 187H200V188H202ZM204 187L202 188V189H204ZM218 187V188H219ZM18 188V187H17ZM16 188V190H18ZM52 188V187H51ZM50 188V190H52L53 191V189H51ZM85 188V187H84ZM86 188H87V186H86ZM102 188V187H101ZM118 188V189H119ZM132 188V189H133ZM152 188V187H151ZM162 188H164V187H162ZM161 188V189H162ZM192 188V187H191ZM223 188H225L224 186L221 188V190H222V192H224V190H223ZM4 189V188H3ZM10 189V188H9ZM34 189V188H33ZM89 189V188H88ZM127 189V188H126ZM125 189V190H126ZM131 189V190H132ZM135 189V188H134ZM133 189V190H134ZM141 189V191H143L142 189L143 188H140ZM148 189H150V188H148ZM170 188L168 187V190H167V192L168 193H170L171 194V192H170V190L172 191V193L174 192L175 193V191L177 190V189H175L174 188V190H173V187L169 190ZM179 189V188H178ZM202 189H201V191H202ZM211 189L209 190L210 192H212L211 191ZM216 189V188H215ZM16 190H15V192H16ZM54 190H56V189H54ZM58 190V189H57ZM85 190V192H86V190L87 189H84ZM102 190H103V188H102ZM127 190H129V189H127ZM130 190V191H131ZM137 190H139V189H137ZM147 190V189H146ZM146 190H145V193H146ZM185 190H187V191H189V187H188V189L185 187ZM191 190V189H190ZM208 189H205V191H207ZM213 190V189H212ZM217 190V189H216ZM4 191V190H3ZM11 191H12V189H11ZM19 191V190H18ZM82 191V190H81ZM88 191V190H87ZM99 191H100V189H99ZM140 191V190H139ZM164 191H166L165 189H164ZM164 191H163V193H162V197H164L163 195L165 194V197H167V195H168V193H167V195H166V193H164ZM184 191V190H183ZM183 191H181V193L183 192ZM205 191H202V194H203V192H205ZM219 192H220V190H218ZM20 192V191H19ZM83 192V191H82ZM84 192V194H86L87 195V193H85ZM112 192H114V190H112ZM121 192V191H120ZM128 191H126V193H127ZM133 192V191H132ZM134 192H135V190H134ZM160 192V191H159ZM162 192V191H161ZM177 192H178V194H180V190L179 191H176V194H177ZM199 192V191H198ZM216 192V191H215ZM9 193V192H8ZM20 193H22V192H20ZM19 193V196H17V198H15L14 197V195L12 196L13 197V200H14V203H15V206H17V205H20V204H24V203H28L29 201H32V200H38L39 201V197H37V198H35L34 196L35 195H33L32 197H31V195H30V197H29V195H27L28 197H26L25 195H23L22 194V196H21V194ZM55 193V192H54ZM124 193V192H123ZM137 193H139V192H137ZM142 193V192H141ZM149 193V192H148ZM150 193H151V190H150ZM183 193H185V192H183ZM182 193V194H183ZM200 194H201V192H199ZM198 193V194H199ZM218 193V192H217ZM12 194H13V192H12ZM16 194V193H15ZM18 194V193H17ZM16 194V195H17ZM34 194V193H33ZM81 194V193H80ZM91 194V193H90ZM118 194V193H117ZM129 193H127V198H128V200H129V195L130 194H132V193H130L129 195H128ZM144 194V193H143ZM156 194L157 195H159L157 192H156ZM181 194V195H182ZM189 195L190 193L188 192H186L185 193V195ZM198 194L196 195V196H198ZM199 194V195H200ZM207 194H209V192L208 193H206V195ZM210 194H212V193H210ZM213 194H214V192H213ZM222 194V193H221ZM9 195H11V192L9 193ZM82 195V194H81ZM80 195V196H81ZM92 195V194H91ZM115 195V194H114ZM122 196L123 194L121 193H119L118 194V196ZM136 195V194H135ZM139 195H141L140 193H139ZM148 195V194H147ZM146 195V196H147ZM173 195H175V194H173ZM183 196V197H185L186 198V200H187V196ZM205 195V196H206ZM216 195V194H215ZM224 196H225V193L223 194ZM83 197H85L84 195H82ZM88 196H90L89 194H88ZM134 196V195H133ZM151 196V195H150ZM149 196V197H150ZM169 196V195H168ZM195 196V195H194ZM202 196V195H201ZM204 196V197H205ZM218 196H220L219 194L218 195H216V197H218ZM222 196V195H221ZM244 196H246V195H244ZM251 196V195H250ZM252 196H254L255 197V195H252ZM20 197V198H19ZM116 195H115V203H116V201H117V199H116ZM131 197H132V195H131ZM135 197V196H134ZM138 197V196H137ZM143 197H145V196H143ZM157 197H159V196H157ZM170 197V196H169ZM171 197H172V194H171ZM175 197H178L179 198V196H177V195H175ZM183 197H182V199H183ZM199 197V196H198ZM204 197H201V199H203ZM208 197V196H207ZM211 197V196H210ZM215 197V198H216ZM239 198L241 197V196H238ZM46 198H47V200H46ZM41 197V199H43V200H46V201H49V200H51V199H48V198H50V197ZM80 198H82V197H80ZM123 199H124V197H122ZM127 198H125L126 199V201H128L127 200ZM160 198H161V196H160ZM184 198V199H185ZM188 198H190L189 200H193L194 201V198H192L191 197V194H190V197H188ZM212 198L214 199V201H215V198H214V196H212ZM212 198H210V201H211V203H210V201H209V199L208 198H204V200H206V202L207 201H209V204L208 205H212V201L213 200H211ZM218 198H222L223 200H224V198H223V196L222 197H218ZM218 198H216V201H215V204H214V202H213V204L215 205L213 208L215 209L216 208V202H220V205H221V203L223 202V200L221 199V201H220V199L218 200ZM237 198V197H236ZM250 198H252V197H250ZM256 198V197H255ZM60 199V198H59ZM83 199V198H82ZM90 199H91V197H90ZM94 199V198H93ZM133 200H131L130 199V203L132 202V201H134V198H132ZM137 199V198H136ZM135 199V200H136ZM164 199V198H163ZM168 199V198H167ZM166 199V200H167ZM174 199L176 200L177 198H171V200H173V202H174ZM198 198H196V200H197ZM208 199V200H207ZM244 199L246 200H248V198H245L244 197ZM253 199V198H252ZM84 200V199H83ZM98 200V199H97ZM95 201L94 200V202L91 200H89V201H87L86 199H85V202L87 201L88 203H91V202H93V203H91V204H93L94 205V203L95 202H99V201ZM120 200H122V199H119L118 200V202L120 201ZM168 200H170V199H168ZM189 200L187 201V203L189 202ZM192 200H191V202H192ZM195 200V201H196ZM202 201V200H200L201 202H205V201ZM245 200H243V202H242V199H241V203L242 204H244V201ZM258 200V199H257ZM123 202H124V200H122ZM126 201L124 202L125 204H126ZM138 201V200H137ZM137 201H135V202H137ZM139 201H141V199H139ZM142 201H143V198H142ZM144 201H146V198H145V200ZM156 201H159V200H156ZM177 201H178V199H177ZM183 201V200H182ZM194 201V202H195ZM199 201V202H200ZM236 201V200H235ZM250 201H252V200H250ZM249 200L247 201L248 203L250 202ZM86 202V203H87ZM116 203V204H118L120 207H121V205H123L122 203H121V205L119 204V203ZM179 202V201H178ZM177 202V203H178ZM197 202H198V200H197ZM198 202V203H199ZM205 202V203H206ZM218 202V203H219ZM238 202H239V199H238ZM246 202V201H245ZM256 203H257V201H255ZM261 201L259 200V202L257 203L258 204V206H259V204H260V206L262 205L261 203H260ZM262 202H263V204H264V201H263V199H262ZM87 203V204H88ZM128 203V202H127ZM159 203H161V201L159 202ZM182 203V202H181ZM184 204H186V202L184 201L183 202ZM193 203V202H192ZM198 203H196V204H198ZM237 203V202H236ZM235 203V204H236ZM256 203H254V205H255V208H254V210H255V212L252 210L253 209V206H250L249 204H248V206H250V207H252L251 208V211H253V213L255 214V215H253V213H252V216H255V217H252L251 215H250V217L252 218V219H254V218H258V221H256L257 219H254V221L253 222H258L259 223V225H258V227H256V228H258V231L257 230H255V233L254 234H252V233H250L251 235L250 236H248L249 234H245L244 232V234H245V237H241V240L239 241L238 240V242L239 243H237V245H239L242 241L243 242H245V241H249V240H254V238L255 239H257V240H259V241H262V242H264V230H262L263 228H262V226H264V222H262V226L260 225V222L262 221V219H264V218H262V219H260V217H257L256 215V212H258V216H259V214H261L260 216H263L264 217V215H262V212H260L259 210H261V209H259V208H262L263 209V206H259V207H257L256 206ZM100 204H101V202H100ZM100 204L98 203V204H96L95 206L96 207H94V206H92V208L94 207L95 209H90V211L91 212H93L94 210H96V208L98 207V205L100 206ZM116 204L114 205L115 207H116ZM124 204V205H125ZM136 204V203H135ZM135 204H133V205H135ZM142 204H143V206H142ZM165 204H167L166 202H165ZM164 204V205H165ZM170 204H172V202H170L168 205H170ZM178 204H180V203H178ZM196 204H194L193 203V208L195 207L194 205H196ZM206 204V205H207ZM240 204V203H239ZM251 204H252V202H251ZM118 205H117V207H116V209H115V207H114V209L113 208H111L112 210L111 211H106V209H103V211L102 210H99L98 208H97V210L96 211H94L93 213H92V215H91V213H89L90 211H88V213L91 215V217H92V219H97V218H106L107 216H118V217H120V218H123V219H126V220H128V221H130V222H132V223H135L137 226H141V224L139 223L140 221L137 219V217L135 216L136 214H138V212H136V210L135 211H132L133 210V207L132 208H130V206H129V204H128V207H127V205H126V207L129 209H132V210H128L127 208L125 209V207L123 208V209H125V211L124 210H122V208H118ZM147 205V204H146ZM160 205V204H159ZM181 206H182V204H180ZM190 205V204H189ZM188 205V206H189ZM200 205H205V204H202V203H200ZM207 205V206H208ZM224 205V203L222 204V206ZM245 205V204H244ZM14 206V207H15ZM91 205L89 204L88 206H87V209H89L88 207H90ZM141 206L143 207L142 209H144V207H145V205H144V203H142L141 202ZM166 207H167V205H165ZM176 206L178 207L179 205H177L176 204ZM219 206V205H218ZM217 206V207H218ZM103 207L105 208L106 206L105 205H103ZM160 207V206H159ZM164 206L162 205V209H164L165 210V208H163ZM169 207V206H168ZM173 207H175L174 205H173ZM202 207V206H201ZM200 206L198 207V208H196L197 209V211L198 210H200V208H201ZM247 207V206H246ZM10 208V207H9ZM8 208V209H9ZM62 210H63V208L62 207H60ZM101 209H102V207H100ZM107 208V207H106ZM136 208H138V206L136 205ZM158 208V207H157ZM179 208H181V207H179ZM182 208H184V207H182ZM192 208V206H191V209H190V206L188 207V210L190 209V211L193 209ZM206 207H204V209H205ZM208 208H211V207H209L208 206ZM219 208H220V206H219ZM219 208H217L218 210H219ZM240 208V207H239ZM249 208V207H248ZM259 210H258V209ZM11 209V208H10ZM8 210V211H6V213H1L0 212V220H2L3 218H4V216L9 212V211H11V210ZM119 209H121V210H119ZM168 208H166V210H167ZM176 210H177V208H175ZM202 209H203V207H202ZM242 209V208H241ZM241 209H240V211H241ZM244 209V208H243ZM105 210V211H104ZM108 210V209H107ZM126 210H128V211H126ZM145 210V209H144ZM143 210V211H144ZM165 210V211H166ZM170 210V209H169ZM172 211L174 210V208L173 209H171ZM179 210V209H178ZM183 210V209H182ZM185 210H187V209H185ZM194 210H195V208H194ZM211 210V209H210ZM210 210H208V212L206 211V209L205 210H202V211H204V212H207L208 214H209V211ZM216 210V209H215ZM214 210V211H215ZM221 210V209H220ZM219 210V211H220ZM236 210H238V209H236L235 208V213H236ZM264 210V209H263ZM129 211H131V212H129ZM160 211H161V209H160ZM160 211H158L157 212V215L159 214V212ZM164 211V212H165ZM180 211V210H179ZM179 211L177 212V211H173V213L175 212V216L176 217H178V215H177V213H179ZM197 211H196V213H197ZM213 210H212V212H214ZM245 211H247V210H245ZM171 212V211H170ZM169 212V214H173V213H170ZM177 212V213H176ZM195 212V211H194ZM204 212H202V213H204ZM212 212H210L211 214H212ZM133 213H134V215H133ZM155 214H156V212H154ZM153 213V214H154ZM166 213V212H165ZM165 213H163V214H161L160 213V215L163 217H165ZM184 215H185V213H187V212H184V210H183V212H182ZM191 213V212H190ZM199 213H200V211H199ZM239 213H241V212H239ZM238 213V211H237V213H236V215H238L239 214ZM154 214V215H155ZM168 214V213H167ZM183 214H181L182 216H183ZM189 214V213H188ZM221 214H223V208H222V211H221ZM241 214H243V216H244V213L242 212ZM246 214V213H245ZM263 214H264V212H263ZM89 215V216H90ZM139 215V214H138ZM137 215V216H138ZM158 216V218H160L161 216ZM174 215V214H173ZM173 215H172V217H173ZM179 215H180V213H179ZM220 215V214H219ZM235 215V214H234ZM236 215H235V217H236ZM240 215V214H239ZM238 215V217H240ZM167 216V215H166ZM169 216V215H168ZM175 216L173 217V218H175ZM181 216V217H182ZM232 216H233V214H232ZM163 217V218H164ZM171 217V218H172ZM203 218V216L202 215H199V218H200V220ZM211 217V216H210ZM231 217V216H230ZM250 217H248V218H250ZM139 218H141V217H139ZM172 218V220H173V222H176L178 219L177 218H175V220ZM234 218V217H233ZM245 218V217H244ZM169 219H170V217H169ZM177 219V220H176ZM230 219V218H229ZM238 220H240L241 221V219H239V218H237ZM160 220H161V218H160ZM164 221H161V222H164V224L163 225H170V224H174L173 222H166V221H169L168 219H166V217L163 219ZM183 220V219H182ZM234 220V219H233ZM237 220V223H239V221ZM247 220V219H246ZM251 220V219H250ZM88 221V220H87ZM86 221V222H87ZM171 221V220H170ZM179 221V220H178ZM177 221V222H178ZM232 221V219H230V221L229 222H231ZM235 221H236V218H235V220H234V223H233V221H232V225H234L235 224ZM247 221H249V220H247ZM247 221H246V223H247ZM264 221V220H263ZM86 222H84L83 224H80V225H77V224H75V223H73L72 224V227H73V229L75 230V231H77V230H79V228H81ZM183 223H184V221H182ZM194 222H197V221H194ZM193 222V223H194ZM241 222H243V221H241ZM240 222V223H241ZM244 222H245V219H244ZM252 222V221H251ZM251 222H250V225H252L251 224ZM181 222L179 221V224H180ZM198 223V224H197ZM197 223H195V224H197V225H199V222H197ZM201 223H203V221L201 220ZM210 223V225H211V222H209ZM209 223L207 224V225H209ZM246 223H241V224H243V226L245 227L246 226ZM185 224V223H184ZM188 224V223H187ZM191 223H189L188 225H190ZM205 224V223H204ZM253 224H255V223H253ZM168 225V226H169ZM176 225V224H175ZM193 224H191V226H192ZM209 225V226H210ZM249 225V226H250ZM256 225V224H255ZM174 226V225H173ZM179 226V225H178ZM187 226V225H186ZM193 226H195V225H193ZM200 226H202V224H200ZM200 226L198 227V228H200ZM205 225H203V227H204ZM235 226V225H234ZM233 226V228H238L237 229V231L239 230H242V229H239V227H238V224H237V226H235L234 227ZM242 225H240V227H241ZM242 226V227H243ZM257 226V225H256ZM259 226L261 227V229H259ZM248 226H246V228H247ZM255 227V226H254ZM252 228V229H255V228ZM197 228V227H196ZM207 228V227H206ZM250 228L248 227V230H249ZM163 230V229H162ZM236 231V232H237ZM243 231H247V229H243ZM145 232V231H144ZM216 232H217V230H216ZM215 232V230H211V231H207V234L211 237V238H213V239H215L216 241H218V239H219V237H220V234H219V237H218V235H217V233ZM249 232H250V230H249ZM249 232H246V233H249ZM251 232H253L252 230H251ZM219 233V232H218ZM145 234V233H144ZM247 235V236H246ZM146 236V235H145ZM239 236H243V235H241V232H240V234H239ZM252 236V237H251ZM147 238V237H146ZM224 238V237H223ZM253 238V239H252ZM150 238H147V241H148V243L150 244ZM236 245V246H237ZM230 252V250H227L226 252H225V256L228 254ZM122 260H123V262H125V256L123 255V258H122Z\"/></svg>", "mask_w": 264, "mask_h": 264}, {"label": "crops", "instance_id": "crops-1", "mask_svg": "<svg viewBox=\"0 0 264 264\" xmlns=\"http://www.w3.org/2000/svg\"><path fill=\"white\" fill-rule=\"evenodd\" d=\"M53 135L54 133H35L24 137L14 147L6 144L0 145V188L2 189L8 178L11 177L17 181L19 191L23 195H30L32 191L34 195L40 198L39 201L32 200L28 204H22L5 220L4 229L10 230V232L6 231L7 234L15 238H12L8 245L12 250L8 261L11 264H142V262L143 264H153L151 246L132 222L118 216H107L106 218L90 219L79 230L75 231L69 221L60 214L59 207L79 198L85 184L92 194L91 197L95 200L100 198L101 204L105 205L107 209L115 207V196L111 189L105 187L99 191L98 187L94 185L103 179L102 177L106 178L108 175L106 169L101 168L96 173L90 169L88 173L87 158L74 142L72 144L69 141H63L65 145L73 148L74 154L78 157V177L73 188L69 190L68 185H63L58 190L51 191L46 186L39 189L30 187L27 175L30 169L28 162L31 159L34 160L33 165L39 163L38 167L45 175L51 173L50 163L44 162L43 158L45 157L50 161ZM117 146L119 145L99 151L101 152L100 156L104 157L105 152ZM121 146L120 151L123 154L121 169H124L127 160H133L136 155L127 150L128 148L125 146ZM196 161L201 160L196 159ZM198 190L199 183L196 182L190 191L191 196L196 197ZM155 193L151 191V198L147 195L148 207L155 202ZM46 196L50 197L51 200L41 199V197ZM233 204L234 202L228 206H223L226 212L222 216L216 210L210 220L211 213L208 214L207 211L202 218L205 227L208 226V222H211V225L207 228H215L225 222L230 216ZM250 215L251 211L249 210L243 217L248 218ZM182 217L185 223H191L185 215ZM174 231L184 234L183 237L179 238L180 240L178 239L181 243L190 242L194 245L205 243L208 240L213 241L194 228L180 227ZM246 243L264 247V242ZM123 255L125 262L122 260Z\"/></svg>", "mask_w": 264, "mask_h": 264}, {"label": "snow or ice", "instance_id": "snow-or-ice-1", "mask_svg": "<svg viewBox=\"0 0 264 264\" xmlns=\"http://www.w3.org/2000/svg\"><path fill=\"white\" fill-rule=\"evenodd\" d=\"M142 264H143V262H142Z\"/></svg>", "mask_w": 264, "mask_h": 264}]
</instances>
